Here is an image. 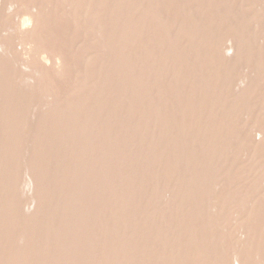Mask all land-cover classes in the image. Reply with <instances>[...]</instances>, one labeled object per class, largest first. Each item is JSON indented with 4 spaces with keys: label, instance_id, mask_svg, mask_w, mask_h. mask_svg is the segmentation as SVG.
Listing matches in <instances>:
<instances>
[{
    "label": "rangeland",
    "instance_id": "rangeland-1",
    "mask_svg": "<svg viewBox=\"0 0 264 264\" xmlns=\"http://www.w3.org/2000/svg\"><path fill=\"white\" fill-rule=\"evenodd\" d=\"M5 1L4 0H2V2L0 1V5H1L0 6V11H1L0 12V22L1 21L3 22V23L1 22L2 23V25H1L2 30H1V26H0V30H1L0 31L1 32L0 37L1 36H3V37H1L0 40L2 38L4 39V37H5V39H8V40H4V41L10 42L9 38H12L14 36L13 39H11V42L13 40L12 43H14L13 44L14 46L12 45L13 47L12 48L10 47V49H12V50H10V52L12 51V53H10L9 48H8L9 42H8V44H6L7 42L5 43L3 41H0V49L3 51V53L0 52L1 53L0 54V63L2 60L3 65L1 64V66L3 67V69L5 66H7V67H5L6 68L5 70L7 73L9 72L8 73L9 75H7L6 72L3 74V72L5 70H3L2 67H0V69H1L0 72L3 70L0 73V98H1L0 99V111H2V112H0V115H1L0 124L2 123L0 125V126H2V127H0V129H1L0 130V132H1L0 133V161H1L0 162V166H1L0 168L2 169V170L0 169V183H1L0 184V194H1V196H0V198H1L0 199V213H1L0 214V225H1L0 226V232L2 231L0 233V264H7V263L8 264H101V263L102 264H104V263L105 264H140V263L141 264H163V263L164 264H221V263L222 264L223 263L224 264H227V263L233 264L236 260L240 261L239 264H252V262H251L252 260H253L254 264L255 263L264 264V231H263L264 230V200H263L264 197L262 198V196H264V192H263L264 191V174H263L264 173V157H263L264 156V144H263L264 143V140H263L264 134L262 133V132H264V126H263L264 125V123H263L264 122V119H263L264 118V37H263L264 36V25H263V23H264V17H263L264 16V3H262V2H264V1L263 0H249V1H247V0H232L233 1L232 2L231 0H225V1H223V0H220V1L219 0L218 1L217 0H130V1L129 0H114V1L108 0L109 1L108 2L107 0H105V1L104 0H91V1L90 0H77L75 2V1L70 0V2H68L69 0H64V1L63 0H51V1L49 0L50 2H48V4L46 6H44L43 10L39 11L40 13L37 15L38 18H41V20H40L41 22L39 23L38 22L39 20L32 19L35 22L36 21L38 22V25L36 22L35 23L36 27H33L34 21L32 22L30 20V22L32 24L31 27H33L31 30H30V22H29V29L28 30L30 31V33L33 32V34H30L28 31H26L25 34H27L28 36L26 35V37H24V39L29 37L31 42H28V41H30L29 39L26 42V39H25L26 43H30V45H27V47L28 46L33 47V45H34V48H32V50L27 49V52H26L27 54L25 53V51H23L24 53H22L20 51L23 49V47H26V43L25 42H24L25 44L23 43L24 39L22 38L23 41L19 39L20 33H21V37L24 36L25 34L22 35V32H19V30H16V32H15V30H13V34H14L13 35L11 33L12 27L7 26V25H9V23L11 21H14L16 13H17V12H15V10L17 11V9L20 7L19 6L20 3L18 5L17 4L18 2L12 3L10 1H13V0H10L9 2L7 1L9 4L6 5L7 2H5ZM57 1L59 4L57 3ZM226 1H228V2H226ZM244 1H246V2H244ZM4 2H5V4H4ZM63 2H65L66 5ZM28 3H29V0L25 4L28 5ZM30 3H31L30 4L31 6L30 5L27 6L24 4L23 5L24 7L21 6V8H26L28 10H31L35 14V9H33V6H32L33 4L31 1H30ZM68 3L70 5L71 4H73V5L70 6V5H68ZM74 3H76V4H74ZM78 3H82L83 5L78 4ZM256 3H257V5H256ZM3 4L7 7H5ZM219 4L221 6H219ZM243 4H245V5H243ZM9 5L12 8H10ZM98 5H100V6H98ZM170 5H171V7H170ZM2 6H4V7H2ZM25 6H27V7H25ZM160 6H162V7H160ZM200 6H202V7H200ZM216 6H218V7H216ZM257 6H258V8H257ZM262 6H263V8H262ZM13 7H15V10ZM62 7H65L66 9L65 8L62 9ZM75 7H77V8H75ZM226 7H227V9H226ZM186 8H187V10H186ZM84 9H85V11H84ZM164 9L166 12L164 11ZM228 9L230 11H228ZM76 10H77V12H76ZM7 11H8V13H7ZM44 11H45V14L42 16L41 13H44ZM89 11H92V12L90 13ZM186 11H188V12H186ZM13 12H15V14H13ZM84 12L86 13V15L88 12L87 17L85 16ZM119 12H120V14H119ZM157 12L159 14H157ZM9 13H11V14L9 15ZM93 13L96 16H94ZM100 13H101V15H100ZM4 14H5V16H4ZM64 14H66V16H64ZM256 14H260V15L258 16ZM6 15H7V17H6ZM91 15H93V16H91ZM128 15H129V17H128ZM153 15H154V17H153ZM48 16H50V17H48ZM90 16H91V18H89ZM260 16H261V18H260ZM108 17H109V19H108ZM135 17H136V21H134ZM117 18H118V20H117ZM161 18H162V20H161ZM182 18H184L183 19L184 21L182 20ZM98 19L100 21L99 23H98ZM155 19H156V22L154 23ZM180 19H181V21H179ZM9 20H10V22H9ZM61 20H63V21H61ZM83 20L86 22H83ZM129 20H131V21L129 22ZM7 21H8V23H7ZM115 21H116V23H115ZM140 21H141V23H140ZM188 21L191 22V24H190L191 26L188 24L189 23ZM221 21H222V23H220ZM254 21H256V22H254ZM258 21L260 24L258 23ZM103 22H105V23H103ZM167 22H170V23H167ZM72 23H73V25H72ZM94 23L95 24L97 23V24L95 25ZM185 23H187V24H185ZM256 23L258 26L260 25L261 27H258L257 25H255ZM68 24H69V26H68ZM120 24H121V26H120ZM58 25L60 26V28L61 27L62 28L60 29ZM92 25L93 26L95 25V26L93 27ZM128 25H130V26H128ZM194 25H195V27H194ZM4 26H5L6 30L4 29ZM40 26H41V28H40ZM53 26H54V28H53ZM127 26H128V28H127ZM95 27H97V29ZM103 27H105V28H103ZM217 27H219V28H217ZM252 27H254V28H252ZM7 28H9V29H7ZM76 28L78 29V31ZM139 28L140 29L143 28V29L140 30ZM151 28H152V30H151ZM188 28H189V30H188ZM207 29H208V31H207ZM224 29L226 32L224 31ZM250 29H251V31H250ZM4 30H5V32H4ZM51 30H53V31H51ZM68 30H70V32ZM100 30H102V31H100ZM234 30H235V32H234ZM6 31L8 33H6ZM118 31H119V34H118ZM187 31H189V32H187ZM257 31H259V32H257ZM34 32L35 33L37 32V33L35 34ZM54 32H55V34H54ZM75 32L77 33V35ZM108 32H111V34ZM122 32H124V34H122ZM245 32H247V34ZM16 33H18L19 36ZM6 34H7V36H6ZM8 34L9 35L11 34L12 37H11V35L9 36ZM78 34H79V36H78ZM112 34H113V36H112ZM31 35L34 37H32ZM40 35H43L44 38H42L43 36H40ZM65 35L67 38L65 37ZM117 35L119 38H117ZM228 35L229 36L232 35V37L229 38ZM8 36H9V38H8ZM30 36L32 39L30 38ZM36 36H37V38H36ZM121 36H122V38H121ZM16 37H18V38H16ZM99 37L100 38L102 37V39H100ZM129 37H131V39ZM173 37H174V39H173ZM243 37H244V39H243ZM227 38H228V40H226ZM234 38L236 40H234ZM252 39H254V40H252ZM56 40H57V42H56ZM112 40H115V41L113 42ZM137 40H138V42H137ZM223 40H224V43H223ZM43 41H45V42L43 43ZM234 41L235 42L237 41V42L235 43ZM256 41H257V43H256ZM19 42L21 44L23 43L25 46L23 44H22L23 45L22 46ZM68 42H70V43H68ZM207 42H209V43H207ZM229 42H231V43L229 44ZM261 42H262V44H261ZM3 43L5 45L4 46L5 48H2L3 46H1ZM179 44H182V45H179ZM212 44H215L216 46L215 45L212 46ZM231 44H234V45H232V47H231ZM76 45H78V46H76ZM39 46H42V47H39ZM75 46L77 47L76 49H75ZM166 46H168L169 48ZM21 47H22V49H20ZM36 47L44 48L45 52L43 54L46 55V58H50V56L53 55V54H51V51H53V52L57 51L60 54L59 55L57 52L54 53V54L59 55V58H57V64L56 63H55L56 65L53 64L51 61V58L46 59V60L43 58V60L45 62L42 61L39 57L37 58L36 51L38 50V48L36 49ZM142 47H144V48H142ZM213 47H215V48H213ZM216 47H217V49L219 48V50L220 49L221 50L220 51L215 50ZM233 47H236V48H233ZM13 48L14 49L18 48L19 51L17 49L16 50L18 52H21V53H19V55H17L16 51H14ZM99 48H100V50H99ZM171 48H173V49H171ZM237 48H238V50H237ZM5 49H7V50L5 51ZM35 49H36V51H35ZM131 49H133V50H131ZM143 49H145L146 51H144ZM167 49H168V51H167ZM222 49H224V50L222 51ZM23 50H26V49H23ZM48 50H49V52H48ZM105 50H107L106 53H105ZM109 50H111V51H109ZM234 50L236 53H234ZM261 50H262V52H261ZM31 51L34 53H30ZM75 51H76V53H75ZM85 51H86V53H85ZM163 51H165V52H163ZM205 51H207V52H205ZM221 51H222V53H221ZM249 51H251V52H249ZM46 53H48V54L50 53V55H48ZM218 53H221V54H218ZM22 54H25V55H23V57H22ZM121 54H123V55H121ZM216 55H217V57H216ZM223 55H224V57H223ZM111 56H113V57H111ZM237 56H239V57H237ZM53 57H56V56L53 55ZM73 57H74V59H72ZM130 57H132V58H130ZM206 57H207V59H206ZM82 58H84V59L87 58V59L84 60ZM143 58H144V61H143ZM152 58H155V59H152ZM255 58H256V60H255ZM165 59H167V60H165ZM225 59H227V60H225ZM233 59H235V61ZM58 60H59V62H58ZM71 60H73V61H71ZM244 60L246 63L245 65L240 63V61L244 63ZM37 61H38V64L36 65ZM92 61H94V62H92ZM164 61H165V63H164ZM247 61L249 62V64ZM26 62L28 64H26ZM144 62H145V64H144ZM156 62H157V64H156ZM229 62L231 64H229ZM6 63H8L10 65H8V64L6 65ZM233 63H234V65H232ZM239 63L241 65H239ZM262 63H263V65H262ZM39 64L41 65L40 67H38ZM50 64H53V65H51L53 67H51ZM205 64H206V66H205ZM236 64L239 66H237ZM28 65H29V67H28ZM43 65L45 68L42 67ZM89 65L91 67H89ZM223 65L225 68L223 67ZM32 66H34V68H32ZM108 66H111V67H108ZM203 66H205V68ZM138 67L141 68V70ZM213 67H214V69H213ZM249 67H250V69H249ZM11 68H13L14 71ZM38 68H40V69H38ZM48 68H49V70H48ZM53 68H55L56 71H54ZM92 68H94V69H92ZM135 68H136V70H135ZM156 68L158 69V71ZM9 70L11 71V73ZM37 70H40V71H37ZM114 70L116 72H114ZM15 71L18 73L17 75L20 76V78L18 76H16ZM32 71L35 73L32 74L33 73ZM136 71H138V72H136ZM211 71H213V72H211ZM226 71H228V72H226ZM49 72L54 77L51 76L49 74ZM51 72H53V73H51ZM199 72H200V74H199ZM251 72L253 74H251ZM121 73H122V75H120ZM19 74H21V75H19ZM116 74H118V75H116ZM245 74H246V76H244ZM249 74H250V76H249ZM10 75H11L12 79L9 77ZM46 75L50 78H48ZM110 75L113 76L112 80H111L112 76H110ZM13 76H14V79H13ZM66 76H67V78H66ZM177 76L180 78H178ZM243 76L246 77V78H244V80H243ZM51 77H53V78H51ZM84 77H85V79H84ZM126 77L127 78L129 77V78L127 79ZM151 77H153V78H151ZM161 77H162V80H161ZM233 77H235V78H233ZM64 78H66V79H64ZM119 78L120 79L122 78L123 80H120ZM118 79L120 82L118 81ZM59 80L61 83L59 82ZM61 80L63 81V83ZM164 80H166V81H164ZM203 80H204V82H203ZM237 80L238 81L241 80L242 83L241 82L238 83ZM18 81L20 82V84H18L19 87L17 86V88H16L15 85H17ZM42 81H45L48 84H46L45 82H42ZM139 81H141V83ZM218 81H220V82H218ZM230 81H231V83H230ZM233 81H234V83L235 82L236 83L235 84L232 83ZM54 82H55V84H54ZM125 82H126V84H125ZM133 82L136 84H134ZM144 82H146V83H144ZM166 82L169 83L170 85H168ZM243 82L244 83L246 82L245 83L246 85ZM249 83L252 85H250ZM91 84H92V86H91ZM142 84H144V85H142ZM35 85H37V86H35ZM127 85H129V86H127ZM136 85L137 86L139 85V86L136 87ZM12 86H14V88L17 89V90L15 89L16 92H14V88H12V91H11ZM22 86H23V88H22ZM79 86H80V89H77V87L79 88ZM183 86H185V87H183ZM190 86H191V88H190ZM54 87L55 88L58 87V88L55 89ZM67 87H68V89H67ZM120 87L122 89L124 88L123 91L121 90ZM192 87H193V89H192ZM51 88H53L54 90ZM85 88H86V90H85ZM135 88H136V90H135ZM144 88H146V89H144ZM239 88H240V90H238ZM245 88H246L245 92H248V95L242 94V92L245 93L243 90ZM252 88H253V90L251 91ZM125 89H127V90H125ZM131 89H134V90L132 91ZM171 89H173V90H171ZM62 90H64V91H62ZM114 90L118 92V94H119L118 96H117V92H115ZM17 91H19V92H17ZM97 91L100 94H98ZM147 91H148V93H147ZM200 91L203 94H201ZM9 92H10V97H8ZM101 92H102V94L103 93L104 94L102 95ZM106 92H108V93H106ZM133 92H135V93H133ZM158 92L159 93L161 92V94L159 95ZM229 92H230V94H229ZM124 93H126V94H124ZM191 93L192 94L195 93V94L192 95ZM56 94H57V96H56ZM154 94H155V96H154ZM97 95H99V96H97ZM161 95L164 98L161 97ZM36 96H38L39 98ZM133 96L135 99L133 98ZM193 96H195V97H193ZM222 96H223V98H222ZM32 97H34V98H32ZM50 97L54 98V99H51ZM35 98H36V101H35ZM44 98H46V99H44ZM55 98H56V100H55ZM115 98L117 100H115ZM132 98H133V101H132ZM152 98H154V99H152ZM62 99H63V101H62ZM79 99H81V101H79ZM164 99L166 102L164 101ZM22 101H23V103H22ZM245 101H246V103H245ZM69 102H71V103L69 104ZM114 102H115V104H114ZM149 102H150V104H149ZM239 102H241L242 104ZM261 102H262V104H261ZM145 103H147V104H145ZM75 104L77 105V107ZM156 104H158L159 106ZM19 105H20V107H19ZM35 105H36V107H35ZM112 105H115V106H112ZM241 105H243V106H241ZM34 107L36 109H33ZM91 107L93 108L92 110H91ZM126 107H128V108L126 109ZM46 108H48V110ZM66 108H68V109H66ZM260 108H262V109H260ZM7 109L9 112L7 111ZM18 109H20L21 111ZM158 109H159V111H158ZM189 109H190V111H189ZM72 110H74V111H72ZM253 110H254V113H253ZM49 111H51V112H49ZM53 111H54V114H53ZM76 111H77V113H76ZM152 111H153V113H152ZM194 111L197 113H195ZM237 111H238V113H237ZM243 111H245V112H243ZM29 112L32 113V116L30 115ZM100 112H103V113H100ZM23 113H24V115H22ZM232 113H234V114H232ZM149 114H151V115H149ZM158 114H160V115H158ZM212 114H213V116H211ZM25 115H26V117H25ZM76 115H78V116H76ZM110 115H113V116H110ZM129 115H130V117H129ZM20 116H22V117H20ZM94 116L96 119H94ZM133 116H134V118H133ZM149 116H151V117H149ZM216 116H218V117L216 118ZM256 116L258 119L256 118ZM8 118H9V120H8ZM11 118H13V119H11ZM16 118L18 119V121L19 120H22V121H19V123H18V121H16L17 120ZM28 118H29V120H28ZM190 118H191V120H190ZM220 118H222V119H220ZM23 119L25 122L27 121L28 123H25L23 121ZM137 119H138V121H137ZM160 119H161V122H159ZM212 119H214V120H212ZM261 119H262V121H261ZM30 120L33 123H31ZM60 120L61 121L65 120V122L68 124V126L64 121L61 122ZM244 120H246V122ZM14 121H15V123H13ZM35 121L37 122V124ZM43 121H44V124H42ZM74 121H76V122H74ZM130 121H131V123H130ZM141 121H142V124H140ZM230 121H232V122H230ZM97 122H98V125H97ZM117 122L118 123L120 122V123L118 124ZM125 122L128 124H126ZM23 123H24V125H23ZM38 123H40V124H38ZM122 123L126 124L127 126L123 125ZM48 124H50V125H48ZM92 124L94 125V127L92 126ZM112 124H114V125H112ZM62 125H64V127ZM157 125H159V126H157ZM185 125H187V126H185ZM214 125H216V126H214ZM26 126L29 128H27ZM57 126H58V128H57ZM70 126H71V128H70ZM12 127L13 128L15 127L14 130ZM37 127H39V128H37ZM67 127L70 129H68ZM113 127L117 130H115ZM226 127H227V129H226ZM236 127H238V128H236ZM249 127H251V129H249ZM19 128L20 129L22 128V129L20 130ZM99 128H101V129H99ZM125 128H126V130H125ZM135 128H137V129H135ZM230 128H231V130H229ZM260 128L263 130H261ZM9 129H11V131H9ZM38 129H39V131H38ZM91 129H92V131H91ZM102 129L105 133L102 132ZM191 129L194 131V133ZM224 129L226 131H224ZM69 130H71L70 132H72V133H70ZM80 130H81V132H80ZM118 130L120 131L121 134L119 133ZM135 130L137 131L138 135L136 134ZM138 130H139V133H138ZM3 131H4V133H3ZM12 131H14V132H12ZM95 131H96V133H95ZM173 131H174V133H173ZM49 132L53 135H51ZM200 132H202V133H200ZM252 132H254L255 135ZM54 133H56V134H54ZM117 133L119 136L117 135ZM122 133H124V135ZM168 133H170V134H168ZM214 133H216V134H214ZM25 134H26V136H25ZM48 134H49V136H48ZM65 134L66 135L68 134V135L66 136ZM90 134H92V136ZM106 134H108V137ZM262 134H263V136H262ZM12 135H14V136H12ZM45 135H47L48 137ZM219 135H220V137H219ZM260 135H261V137H260ZM100 136H102V137H100ZM144 136H145V138H144ZM186 136H187V138H186ZM110 137H111V139H110ZM123 137H125V138H123ZM258 137H260V138L263 137V139H260V138L258 139ZM41 138H43V139H41ZM130 138H131V140H130ZM234 138H236V139H234ZM9 139H11V140H9ZM127 139H129V140H127ZM146 139H147V141H146ZM261 140H263V141H261ZM37 141H39V142H37ZM42 141H43V143H41ZM46 141H48V142H46ZM76 141H78V142H76ZM111 141H113V142H111ZM124 141H125V143H124ZM142 141L143 142L145 141L146 143L145 142L143 143ZM226 141H228V142H226ZM241 141H243V142H241ZM81 142H82V144H81ZM211 142H213V143H211ZM229 142H231V143H229ZM48 143H50V144H48ZM15 144H17V145H15ZM51 144H53V145H51ZM57 144H58V146H55ZM96 144H97V146H96ZM140 144H141V146H140ZM148 144H150V145H148ZM47 146H49L48 147L49 149H47ZM249 146H250V148H249ZM253 147L255 149H253ZM50 148H51V150H50ZM84 148H85V150H84ZM225 148H227V149H225ZM187 149H189V150H187ZM173 150L175 151V153ZM252 150H253V152H252ZM260 150H262V151H260ZM141 151H142V154L140 153ZM203 151H205V152H203ZM42 152H44V153H42ZM128 152H129V155L126 156V154ZM262 153H263V156H262ZM187 155H188V157H187ZM235 155L236 156L238 155V156L236 157ZM48 156H49V158H48ZM173 156L175 158H173ZM185 156H186L187 160L185 159ZM259 156H260V159H259ZM132 157H133V159H132ZM176 158H178V159H176ZM34 159L36 160V162ZM40 159L42 160L41 162H40ZM143 159H145V161ZM251 159H252V161H251ZM2 160L3 161L5 160V161L3 162ZM152 160H153V162H152ZM139 161H140V163H139ZM155 161H157V162H155ZM180 161H181V163H180ZM239 161H241V162H239ZM247 162L249 165L247 164ZM251 163H253V164H251ZM220 164H222V166ZM241 164H243V165H241ZM139 166H140V168H139ZM153 167H155V168H153ZM162 167H164V168H162ZM203 167H205L204 170H202ZM197 168H198V170H197ZM221 168H222V170H221ZM46 169L47 170L49 169V170L47 171ZM80 170H81V172H80ZM250 170H253V171H250ZM157 172H159V173H157ZM258 172L259 173L261 172V174L259 175ZM20 173H21V175H20ZM31 173H32V175H31ZM200 173H201V175H200ZM5 175H6V178H5ZM159 175L162 176V177L160 176L161 179H160ZM188 175L189 176L191 175V176L189 177ZM195 175H196V177H194ZM250 176H252V177H250ZM253 176H254V178H253ZM236 177H238V178H236ZM261 177L263 180H261ZM23 178H24V180H22ZM51 178H53V179H51ZM255 178H257V179H255ZM259 178H260L261 182L258 180ZM173 179H174V181H173ZM179 179H181V180H179ZM25 180H27L29 184H27V181H25ZM115 180H116V182H115ZM142 180H144L145 182ZM201 180H203V182ZM236 180H237V182H236ZM253 180H254V182L252 183ZM30 181H31V183H30ZM148 182H150V183H148ZM220 182H222L223 185ZM257 182H259V183H257ZM166 183H168L167 184L168 186L166 185ZM246 183H247V185H246ZM94 184H96V185H94ZM101 184H102V186H101ZM187 184H189V185H187ZM27 185H29V186L25 187ZM188 186H190V187H188ZM253 186H255V187H253ZM248 187H249V190H248ZM258 187H260V188L258 189ZM25 188H27V189H25ZM199 188H200V190H199ZM214 188H216V189H214ZM222 188L224 190H222ZM28 189L33 190L34 192L30 191ZM78 189H81V190H78ZM261 189H262V191H261ZM14 190H15V192H14ZM24 190H26V191H24ZM191 190L193 191V193L191 192ZM4 191H7V192H4ZM19 191H20V193H19ZM218 191H219V193H218ZM222 191L223 192L225 191L224 195H222L223 194ZM53 192L55 193L56 196L54 195ZM177 192H179V193H177ZM197 192H198V194H197ZM237 192H238V194H235ZM30 193H31V196H30ZM33 193H34V195H33ZM166 193H168V195ZM190 193H192V194H190ZM220 193H221V195H220ZM26 194L28 195V197ZM51 194H53V195H51ZM199 194H201L202 196H199ZM251 194H253V195H251ZM232 195L234 197H232ZM235 195H237V196H235ZM44 197H45V199H44ZM51 197H53V198H51ZM191 197H192V199H191ZM206 197H208V199H206ZM238 197L241 200H239ZM34 198H35V200H34ZM152 198H153V200H152ZM196 198H197V201H196ZM255 198H257V199H255ZM113 199H115V200H113ZM143 199L144 200L146 199V200L144 201ZM251 199L252 200L254 199V201H252ZM258 199H260L259 203H258ZM51 200H53V201H51ZM207 201H208V204H206ZM233 201H235V202H233ZM18 202L21 204H19ZM86 202H88V204ZM204 202H206V203H204ZM240 202L243 203V206H241L242 204ZM244 203H246V204L244 205ZM78 204H79V206H76ZM225 204L226 205L229 204V205L226 206ZM251 204H252V206H251ZM10 205H11V207H10ZM160 205L162 208L160 207ZM215 205H217L218 207ZM33 206H34V208L32 210ZM203 206H205V207L203 208ZM206 206L208 209L206 208ZM25 207H26V209H25ZM40 207H42V208L40 209ZM233 207L236 209L234 210ZM242 207L244 210L242 209ZM48 208L50 209V213H49ZM62 208H64V209L62 210ZM105 208H106V210H105ZM125 208H126V210H125ZM214 208H216V209H214ZM212 209H214V210H212ZM173 210L174 211L176 210V211L173 212ZM246 210H247V212H246ZM249 210H250V213H249ZM9 211H10V213H9ZM129 211H130V213H129ZM163 212L165 215L163 214ZM165 212H167V213H165ZM252 212H254V213H252ZM96 213H98V214H96ZM22 215H23V217H21ZM154 215H156V216H154ZM241 215H242V219L239 218V216L241 217ZM164 216H165V219H164ZM76 217H78V218H76ZM144 217H146V218H144ZM3 218H4V220H3ZM26 218H27V220H26ZM155 219H157V220H155ZM234 219H235V221H237V223L234 222ZM236 219H239V222L241 220V222L238 223V220H236ZM126 220H127V222H126ZM225 220H226V222H225ZM247 221H248V223H247ZM76 222H78V223H76ZM254 222H255V224L256 223L257 224L255 225ZM150 223H151V225H150ZM246 223L248 224V226ZM137 224H138V226H137ZM107 225H108V227H107ZM239 225L240 226L242 225L241 226L242 228ZM251 225L252 226L255 225V226L252 227ZM112 226H113V228H112ZM111 228H112V230H111ZM225 228H226V230H225ZM255 228H257V229H255ZM259 228H260V230H259ZM239 229H241V230H239ZM8 230H10V231H8ZM26 230H27V232H26ZM55 230H57V231H55ZM253 230H255V231H253ZM21 231H23V232L21 233ZM59 231L61 232V234ZM137 232L139 233V235ZM126 233H128V234H126ZM8 234H9V236H8ZM16 234L17 235L19 234V235L17 236ZM47 234H49V235H47ZM240 235H241V237L242 236L243 237L239 238ZM246 235H247V238H246ZM250 235L251 236L254 235V236H252L253 239L251 238ZM261 235H262V237H261ZM5 236H6V238H5ZM21 236H23V237H21ZM51 237H53V238H51ZM61 237H63V238H61ZM8 238H10V240ZM249 238H251L252 240ZM16 239H18V240H16ZM77 239H79V240H77ZM244 239H245V241H244ZM15 240L18 242H16ZM35 241H37V242H35ZM227 241H229V242H227ZM18 243H19V245H21V247L18 245ZM249 244H251V245H249ZM188 245H189V247H188ZM236 245H238V246H236ZM75 246H76V248H74ZM246 246L247 247L249 246L250 248L249 247L246 248ZM78 247H80V248H78ZM185 247H187L188 250ZM119 249H120L121 253L119 252ZM223 250L224 251L226 250V253ZM233 250H234V253H233ZM201 251H203L205 253L203 254V252H201ZM237 252H238V254H237ZM101 253H103V254H101ZM230 253H232V254H230ZM258 253H260V254H258ZM126 254H127V256H126ZM158 254H159V256H158ZM204 255H205V258H204ZM234 255H235L236 259L233 257ZM236 255L238 256V258L236 257ZM20 256H22V257H20ZM247 256H249V257H247ZM46 257H47V259H46ZM243 257H244V259H242ZM214 258H215V261H214ZM245 258H247V259H245ZM251 258H252V260H251ZM255 258H256V260H255ZM46 261H48V263H46ZM203 261H204V263H203ZM238 261H236L234 264H238L237 263ZM245 261L247 263H244Z\"/></svg>",
    "mask_w": 264,
    "mask_h": 264
},
{
    "label": "bare ground",
    "instance_id": "bare-ground-1",
    "mask_svg": "<svg viewBox=\"0 0 264 264\" xmlns=\"http://www.w3.org/2000/svg\"><path fill=\"white\" fill-rule=\"evenodd\" d=\"M0 1L2 2V0H0ZM4 1H5V0H4ZM7 1L9 2L10 0H6L5 2H7ZM27 1H28V0H26V1H25V0H18V1H17V0H16V1L13 0V1H10V2H12V3H13V2H16V3H17V2H18V3H17L18 5H19V3H20V5H19L20 7L17 9V11L15 10V7H13L14 10H15V12H17L14 21H11V22H10V20H11V19H10V20H9V22H10L9 25L6 24L8 27H9V26L12 27V32H11L12 34H13V30H15V32H16V30H19V32H22V35L25 34L26 31H28V32L30 33V31L28 30V29H29V22H30V20L33 22L35 19H37V20H39L38 22L40 23V22H41V21H40L41 18H38L37 15L40 13L39 11H42L43 8H44V6H46V5L48 4V2H50L51 0H50V1H49V0H29L28 5L31 4V3H30V1H31L32 4H33V5H32V6H33V9H35V14H34L31 10H28V9H26V8H21V6H23ZM63 1H64V0H63ZM71 1H75V2H76L77 0H71ZM90 1H91V0H90ZM104 1H105V0H104ZM107 1H108V0H107ZM113 1H114V0H113ZM129 1H130V0H129ZM217 1H218V0H217ZM219 1H220V0H219ZM223 1H225V0H223ZM231 1H232V0H231ZM247 1H249V0H247ZM263 1H264V0H263ZM5 2H4V4H5ZM8 2H7L6 5L9 4ZM65 2H66V1H65ZM65 2H63V3H65ZM68 2H70V0H69ZM87 2H88V1H87ZM92 2H93V1H92ZM92 2H91V3H92ZM95 2H96V1H95ZM108 2H109V1H108ZM168 2H169V1H168ZM172 2H173V1H172ZM172 2H171V3H172ZM182 2H183V1H182ZM208 2H209V1H208ZM221 2H222V1H221ZM226 2H228V1H226ZM232 2H233V1H232ZM240 2H241V1H240ZM244 2H246V1H244ZM244 2H243V3H244ZM255 2H256V1H255ZM57 3H58V1H57ZM71 3H72V2H71ZM88 3H89V2H88ZM96 3H97V2H96ZM200 3H201V2H200ZM241 3H242V2H241ZM262 3H264V2H262ZM1 4H2V3H1ZM4 4H3V5H4ZM53 4H54V3H53ZM58 4H59V3H58ZM74 4H76V3H74ZM78 4L83 5L82 3H78ZM146 4H147V3H146ZM177 4H178V3H177ZM177 4H176V5H177ZM203 4H204V3H203ZM206 4H207V3H206ZM206 4H205V5H206ZM223 4H224V3H223ZM239 4H240V3H239ZM248 4H249V3H248ZM259 4H260V3H259ZM11 5H12V4H11ZM25 5H27V4H25ZM28 5H27V6H28ZM65 5H66V3H65ZM68 5H70V4L68 3ZM72 5H73V4H71L70 6H72ZM136 5H137V4H136ZM141 5H142V4H141ZM148 5H149V4H148ZM174 5H175V4H174ZM207 5H208V4H207ZM229 5H230V4H229ZM243 5H245V4H243ZM256 5H257V3H256ZM0 6H1V5H0ZM4 6H5V5H4ZM4 6H2V7H4ZM27 6H25V7H27ZM30 6H31V5H30ZM74 6H75V5H74ZM76 6H77V5H76ZM98 6H100V5H98ZM101 6H102V5H101ZM134 6H135V5H134ZM138 6H139V5H138ZM152 6H153V5H152ZM179 6H180V5H179ZM219 6H221V5L219 4ZM246 6H247V5H246ZM249 6H250V5H249ZM251 6H252V5H251ZM258 6H259V5H258ZM258 6H257V8H258ZM5 7H7V6H5ZM9 7L12 8L10 5H9ZM9 7H8V8H9ZM23 7H24V6H23ZM48 7H49V6H48ZM66 7H67V6H66ZM78 7H79V6H78ZM113 7H114V6H113ZM141 7H142V6H141ZM160 7H162V6H160ZM170 7H171V5H170ZM200 7H202V6H200ZM216 7H218V6H216ZM216 7H215V8H216ZM237 7H238V6H237ZM243 7H244V6H243ZM247 7H248V6H247ZM10 8H9V9H10ZM28 8H29V7H28ZM55 8H56V7H55ZM63 8H65V7H62V9H63ZM75 8H77V7H75ZM75 8H74V9H75ZM82 8H83V7H82ZM175 8H176V7H175ZM189 8H190V7H189ZM213 8H214V7H213ZM231 8H232V7H231ZM231 8H230V9H231ZM262 8H263V6H262ZM4 9H5V8H4ZM6 9H7V8H6ZM56 9H57V8H56ZM65 9H66V8H65ZM65 9H64V10H65ZM72 9H73V8H72ZM80 9H81V8H80ZM80 9H79V10H80ZM151 9H152V8H151ZM154 9H155V8H154ZM159 9H160V8H159ZM172 9H173V8H172ZM176 9H177V8H176ZM183 9H184V8H183ZM195 9H196V8H195ZM198 9H199V8H198ZM211 9H212V8H211ZM226 9H227V7H226ZM233 9H234V8H233ZM240 9H241V8H240ZM245 9H246V8H245ZM91 10H92V9H91ZM95 10H96V9H95ZM120 10H121V9H120ZM155 10H156V9H155ZM169 10H170V9H169ZM173 10H174V9H173ZM186 10H187V8H186ZM200 10H201V9H200ZM209 10H210V9H209ZM218 10H219V9H218ZM235 10H236V9H235ZM254 10H255V9H254ZM262 10H263V9H262ZM53 11H54V10H53ZM84 11H85V9H84ZM86 11H87V10H86ZM102 11H103V10H102ZM111 11H112V10H111ZM111 11H110V12H111ZM118 11H119V10H118ZM121 11H122V10H121ZM151 11H152V10H151ZM164 11H165V9H164ZM174 11H175V10H174ZM192 11H193V10H192ZM214 11H215V10H214ZM216 11H217V10H216ZM222 11H223V10H222ZM228 11H230V10L228 9ZM252 11H253V10H252ZM255 11H256V10H255ZM0 12H1V11H0ZM15 12H13V14H15ZM58 12H59V11H58ZM72 12H73V11H72ZM76 12H77V10H76ZM89 12L91 13L92 11H89ZM93 12H94V11H93ZM97 12H98V11H97ZM130 12H131V11H130ZM165 12H166V11H165ZM165 12H164V13H165ZM186 12H188V11H186ZM200 12H201V11H200ZM217 12H218V11H217ZM226 12H227V11H226ZM237 12H238V11H237ZM258 12H259V11H258ZM7 13H8V11H7ZM46 13H47V12H46ZM67 13H68V12H67ZM84 13H85V12H84ZM117 13H118V12H117ZM117 13H116V14H117ZM151 13H152V12H151ZM154 13H155V12H154ZM180 13H181V12H180ZM180 13H179V14H180ZM192 13H193V12H192ZM202 13H203V12H202ZM10 14H11V13H9V15H10ZM13 14H12V15H13ZM44 14H45V11H44V13H41L42 16H43ZM58 14H59V13H58ZM72 14H73V13H72ZM119 14H120V12H119ZM123 14H124V13H123ZM126 14H127V13H126ZM130 14H131V13H130ZM155 14H156V13H155ZM157 14H159V13L157 12ZM218 14H219V13H218ZM220 14H221V13H220ZM226 14H227V13H226ZM230 14H231V13H230ZM232 14H233V13H232ZM1 15H2V14H1ZM7 15H8V14H7ZM7 15H6V17H7ZM41 15H40V16H41ZM67 15H68V14H67ZM74 15H75V14H74ZM87 15H88V12H87ZM87 15H86V13H85V16H86V17H87ZM93 15H94V13H93ZM93 15H91V16H93ZM100 15H101V13H100ZM162 15H163V14H162ZM188 15H189V14H188ZM233 15H234V14H233ZM236 15H237V14H236ZM245 15H246V14H245ZM252 15H253V14H252ZM256 15L259 16L260 14H256ZM256 15H255V16H256ZM4 16H5V14H4ZM61 16H62V15H61ZM64 16H66V14H64ZM68 16H69V15H68ZM85 16H84V17H85ZM91 16H90L89 18H91ZM94 16H96V15H94ZM118 16H119V15H118ZM156 16H157V15H156ZM164 16H165V15H164ZM195 16H196V15H195ZM201 16H202V15H201ZM205 16H206V15H205ZM208 16H209V15H208ZM211 16H212V15H211ZM234 16H235V15H234ZM262 16H263V15H262ZM48 17H50V16H48ZM72 17H73V16H72ZM113 17H114V16H113ZM116 17H117V16H116ZM128 17H129V15H128ZM153 17H154V15H153ZM162 17H163V16H162ZM176 17H177V16H176ZM187 17H188V16H187ZM202 17H203V16H202ZM263 17H264V16H263ZM55 18H56V17H55ZM68 18H69V17H68ZM82 18H83V17H82ZM94 18H95V17H94ZM118 18H119V17H118ZM118 18H117V20H118ZM142 18H143V17H142ZM157 18H158V17H157ZM184 18H185V17H184ZM184 18H182V20H183ZM207 18H208V17H207ZM211 18H212V17H211ZM232 18H233V17H232ZM237 18H238V17H237ZM240 18H241V17H240ZM253 18H254V17H253ZM260 18H261V16H260ZM32 19H34V20H32ZM45 19H46V18H45ZM48 19H49V18H48ZM48 19H47V20H48ZM64 19H65V18H64ZM72 19H73V18H72ZM72 19H71V20H72ZM86 19H87V18H86ZM108 19H109V17H108ZM128 19H129V18H128ZM158 19H159V18H158ZM187 19H188V18H187ZM190 19H191V18H190ZM198 19H199V18H198ZM223 19H224V18H223ZM251 19H252V18H251ZM12 20H13V19H12ZM57 20H58V19H57ZM78 20H79V19H78ZM106 20H107V19H106ZM106 20H105V21H106ZM133 20H134V19H133ZM143 20H144V19H143ZM161 20H162V18H161ZM161 20H160V21H161ZM176 20H177V19H176ZM193 20H194V19H193ZM196 20H197V19H196ZM238 20H239V19H238ZM252 20H253V19H252ZM254 20H255V19H254ZM258 20H259V19H258ZM61 21H63V20H61ZM96 21H97V20H96ZM130 21H131V20H129V22H130ZM134 21H136V17H135V20H134ZM150 21H151V20H150ZM164 21H165V20H164ZM167 21H168V20H167ZM179 21H181V19H180ZM183 21H184V20H183ZM186 21H187V20H186ZM197 21H198V20H197ZM204 21H205V20H204ZM210 21H211V20H210ZM216 21H217V20H216ZM250 21H251V20H250ZM1 22H2V21H1ZM1 22H0V23H1ZM36 22H37V21H36ZM36 22L34 21V23H33V24H34L33 27H36V26H35V23H36ZM38 22H37V25H38ZM42 22H43V21H42ZM75 22H76V21H75ZM83 22H86V21L83 20ZM90 22H91V21H90ZM99 22H100V21H99V19H98V23H99ZM137 22H138V21H137ZM155 22H156V19H155L154 23H155ZM162 22H163V21H162ZM188 22H189V21H188ZM225 22H226V21H225ZM232 22H233V21H232ZM243 22H244V21H243ZM254 22H256V21H254ZM261 22H262V21H261ZM2 23H3V22H2ZM2 23L0 24V26L2 25ZM4 23H5V22H4ZM7 23H8V21H7ZM47 23H48V22H47ZM68 23H69V22H68ZM103 23H105V22H103ZM115 23H116V21H115ZM133 23H134V22H133ZM140 23H141V21H140ZM145 23H146V22H145ZM145 23H144V24H145ZM167 23H170V22H167ZM179 23H180V22H179ZM207 23H208V22H207ZM215 23H216V22H215ZM220 23H222V21H221ZM236 23H237V22H236ZM252 23H253V22H252ZM258 23H259V21H258ZM53 24H54V23H53ZM70 24H71V23H70ZM94 24H95V23H94ZM96 24H97V23H96ZM96 24H95V25H96ZM117 24H118V23H117ZM121 24H122V23H121ZM121 24H120V26H121ZM137 24H138V23H137ZM137 24H136V25H137ZM151 24H152V23H151ZM185 24H187V23H185ZM188 24L190 25L191 22H189ZM211 24H212V23H211ZM243 24H244V23H243ZM250 24H251V23H250ZM259 24H260V23H259ZM3 25H4V24H3ZM6 25H5V26H6ZM47 25H48V24H47ZM72 25H73V23H72ZM95 25H94V26H95ZM99 25H100V24H99ZM209 25H210V24H209ZM255 25H257V23H256ZM263 25H264V23H263ZM5 26H4V29L6 30ZM7 26H6V27H7ZM31 26H32V24H31V22H30V30L33 28V27H31ZM58 26H59V25H58ZM68 26H69V24H68ZM90 26H91V25H90ZM92 26H93V25H92ZM94 26H93V27H94ZM114 26H115V25H114ZM117 26H118V25H117ZM128 26H130V25H128ZM128 26H127V28H128ZM141 26H142V25H141ZM167 26H168V25H167ZM171 26H172V25H171ZM190 26H191V25H190ZM210 26H211V25H210ZM216 26H217V25H216ZM238 26H239V25H238ZM257 26H258V25H257ZM37 27H38V26H37ZM46 27H47V26H46ZM65 27H66V26H65ZM97 27H98V26H97ZM97 27H95V28L97 29ZM105 27H106V26H105ZM105 27H103V28H105ZM107 27H108V26H107ZM137 27H138V26H137ZM151 27H152V26H151ZM168 27H169V26H168ZM168 27H167V28H168ZM175 27H176V26H175ZM178 27H179V26H178ZM181 27H182V26H181ZM194 27H195V25H194ZM224 27H225V26H224ZM255 27H256V26H255ZM258 27H261V26L259 25ZM40 28H41V26H40ZM53 28H54V26H53ZM59 28H60V26H59ZM61 28H62V27H61ZM61 28H60V29H61ZM78 28H79V27H78ZM127 28H126V29H127ZM176 28H177V27H176ZM186 28H187V27H186ZM199 28H200V27H199ZM217 28H219V27H217ZM227 28H228V27H227ZM249 28H250V27H249ZM252 28H254V27H252ZM7 29H9V28H7ZM42 29H43V28H42ZM47 29H48V28H47ZM49 29H50V28H49ZM57 29H58V28H57ZM70 29H71V28H70ZM76 29H77V28H76ZM79 29H80V28H79ZM93 29H94V28H93ZM107 29H108V28H107ZM136 29H137V28H136ZM139 29H140V28H139ZM142 29H143V28H142ZM142 29H140V30H142ZM144 29H145V28H144ZM235 29H236V28H235ZM1 30H2V26H1ZM1 30H0V31H1ZM5 30H4V32H5ZM44 30H45V29H44ZM54 30H55V29H54ZM58 30H59V29H58ZM74 30H75V29H74ZM98 30H99V29H98ZM104 30H105V29H104ZM109 30H110V29H109ZM120 30H121V29H120ZM151 30H152V28H151ZM155 30H156V29H155ZM158 30H159V29H158ZM174 30H175V29H174ZM188 30H189V28H188ZM210 30H211V29H210ZM218 30H219V29H218ZM222 30H223V29H222ZM255 30H256V29H255ZM7 31H8V30H7ZM7 31H6V33H8ZM51 31H53V30H51ZM59 31H60V30H59ZM68 31L70 32V30H68ZM72 31H73V30H72ZM77 31H78V29H77ZM91 31H92V30H91ZM100 31H102V30H100ZM100 31H99V32H100ZM159 31H160V30H159ZM180 31H181V30H180ZM192 31H193V30H192ZM199 31H200V30H199ZM202 31H203V30H202ZM207 31H208V29H207ZM215 31H216V30H215ZM224 31H225V29H224ZM232 31H233V30H232ZM240 31H241V30H240ZM250 31H251V29H250ZM15 32H14V33H15ZM44 32H45V31H44ZM46 32H47V31H46ZM103 32H104V31H103ZM112 32H113V31H112ZM114 32H115V31H114ZM130 32H131V31H130ZM187 32H189V31H187ZM220 32H221V31H220ZM225 32H226V31H225ZM234 32H235V30H234ZM237 32H238V31H237ZM252 32H253V31H252ZM257 32H259V31H257ZM262 32H263V31H262ZM34 33H35V32H34ZM36 33H37V32H36ZM36 33H35V34H36ZM75 33H76V32H75ZM82 33H83V32H82ZM101 33H102V32H101ZM106 33H107V32H106ZM108 33L111 34V32H108ZM126 33H127V32H126ZM135 33H136V32H135ZM202 33H203V32H202ZM245 33L247 34V32H245ZM16 34L18 35V33H16ZM30 34H33V32L30 33ZM40 34H41V33H40ZM54 34H55V32H54ZM118 34H119V31H118ZM122 34H124V32H122ZM185 34H186V33H185ZM223 34H224V33H223ZM226 34H227V33H226ZM243 34H244V33H243ZM254 34H255V33H254ZM257 34H258V33H257ZM0 35H1V32H0ZM3 35H4V34H3ZM8 35H9V34H8ZM10 35H11V34H10ZM10 35H9V36H10ZM13 35H14V34H13ZM26 35H27V34H25L24 36L21 37V33H20V37H19V39L23 41V39H24V37H26ZM38 35H39V34H38ZM58 35H59V34H58ZM76 35H77V33H76ZM100 35H101V34H100ZM140 35H141V34H140ZM154 35H155V34H154ZM197 35H198V34H197ZM216 35H217V34H216ZM6 36H7V34H6ZM9 36H8V38H9ZM18 36H19V35H18ZM27 36H28V35H27ZM31 36H32V35H31ZM31 36H30V38H31ZM40 36H43V35H40ZM68 36H69V35H68ZM78 36H79V34H78ZM112 36H113V34H112ZM170 36H171V35H170ZM172 36H173V35H172ZM212 36H213V35H212ZM228 36H229V35H228ZM228 36H227V37H228ZM247 36H248V35H247ZM257 36H258V35H257ZM262 36H263V35H262ZM1 37H3V36H1ZM1 37H0V38H1ZM11 37H12V35H11ZM13 37H14V36H13ZM13 37H12V38H9V39H10V42L8 41L9 44H8L7 41H6L7 43L4 41V40H8V39H5V37H4V39L2 38L3 40H2V39L0 40V41L5 42L6 44H8L9 52H10V50H12V49H10V47L12 48V47L14 46V45H13L14 43H12L13 40H12V42H11V39H13ZM32 37H34V36H32ZM65 37H66V35H65ZM70 37H71V36H70ZM123 37H124V36H123ZM137 37H138V36H137ZM174 37H175V36H174ZM174 37H173V39H174ZM188 37H189V36H188ZM203 37H204V36H203ZM213 37H214V36H213ZM231 37H232V35L229 36V38H231ZM263 37H264V36H263ZM6 38H7V37H6ZM16 38H18V37H16ZM22 38H23V39H22ZM36 38H37V36H36ZM40 38H41V37H40ZM42 38H44V36H43ZM66 38H67V37H66ZM76 38H77V37H76ZM99 38H100V37H99ZM111 38H112V37H111ZM117 38H119L118 35H117ZM121 38H122V36H121ZM124 38H125V37H124ZM129 38L131 39V37H129ZM142 38H143V37H142ZM157 38H158V37H157ZM209 38H210V37H209ZM261 38H262V37H261ZM19 39H18V40H19ZM25 39H26V42H27L28 39H29V37H28V38H25ZM25 39H24L23 43L25 42ZM31 39H32V38H31ZM80 39H81V38H80ZM83 39H84V38H83ZM100 39H102V37H101ZM105 39H106V38H105ZM115 39H116V38H115ZM170 39H171V38H170ZM185 39H186V38H185ZM232 39H233V38H232ZM243 39H244V37H243ZM245 39H246V38H245ZM254 39H255V38H254ZM254 39H252V40H254ZM29 40H30V39H29ZM43 40H44V39H43ZM72 40H73V39H72ZM75 40H76V39H75ZM84 40H85V39H84ZM96 40H97V39H96ZM109 40H110V39H109ZM128 40H129V39H128ZM144 40H145V39H144ZM203 40H204V39H203ZM203 40H202V41H203ZM206 40H207V39H206ZM217 40H218V39H217ZM226 40H228V38H227ZM234 40H236V39L234 38ZM257 40H258V39H257ZM63 41H64V40H63ZM69 41H70V40H69ZM86 41H87V40H86ZM100 41H101V40H100ZM112 41L114 42L115 40H112ZM133 41H134V40H133ZM142 41H143V40H142ZM171 41H172V40H171ZM177 41H178V40H177ZM186 41H187V40H186ZM20 42H21V41H20ZM20 42H19V43H20ZM26 42H25V43H26ZM28 42H31V40L28 41ZM44 42H45V41H43V43H44ZM56 42H57V40H56ZM137 42H138V40H137ZM140 42H141V41H140ZM190 42H191V41H190ZM190 42H189V43H190ZM195 42H196V41H195ZM199 42H200V41H199ZM231 42H232V41H231ZM231 42H229V44H230ZM234 42H235V41H234ZM236 42H237V41H236ZM236 42H235V43H236ZM262 42H263V41H262ZM262 42H261V44H262ZM1 43H2V42H1ZM23 43H22V44H23ZM25 43H24V44H25ZM33 43H34V42H33ZM40 43H41V42H40ZM46 43H47V42H46ZM64 43H65V42H64ZM68 43H70V42H68ZM75 43H76V42H75ZM81 43H82V42H81ZM88 43H89V42H88ZM88 43H87V44H88ZM164 43H165V42H164ZM192 43H193V42H192ZM197 43H198V42H197ZM197 43H196V44H197ZM207 43H209V42H207ZM216 43H217V42H216ZM218 43H219V42H218ZM220 43H221V42H220ZM223 43H224V40H223ZM248 43H249V42H248ZM256 43H257V41H256ZM20 44H21V43H20ZM20 44H19V45H20ZM22 44H21V45H22ZM24 44H23V45H24ZM31 44H32V43H31ZM49 44H50V43H49ZM56 44H57V43H56ZM61 44H62V43H61ZM76 44H77V43H76ZM78 44H79V43H78ZM116 44H117V43H116ZM123 44H124V43H123ZM125 44H126V43H125ZM132 44H133V43H132ZM12 45H13V46H12ZM23 45H22V46H23ZM27 45H30V43H26V47H23V49H26V50H23L22 47L20 48V49H22V50H20L22 53H24L23 51H25V53H26V52H27V49L32 50V48H34V45H33V47L28 46L29 48L27 47ZM36 45H37V44H36ZM54 45H55V44H54ZM63 45H64V44H63ZM65 45H66V44H65ZM128 45H129V44H128ZM150 45H151V44H150ZM154 45H155V44H154ZM167 45H168V44H167ZM179 45H182V44H179ZM203 45H204V44H203ZM214 45H215V44H212V46H214ZM225 45H226V44H225ZM225 45H224V46H225ZM232 45H234V44H231V47H232ZM246 45H247V44H246ZM1 46H3L2 48H5V47H4V46H5L4 43H3ZM24 46H25V45H24ZM37 46H38V45H37ZM43 46H44V45H43ZM76 46H78V45H76ZM76 46H75V49L77 48ZM94 46H95V45H94ZM106 46H107V45H106ZM108 46H109V45H108ZM116 46H117V45H116ZM123 46H124V45H123ZM155 46H156V45H155ZM215 46H216V45H215ZM218 46H219V45H218ZM220 46H221V45H220ZM235 46H236V45H235ZM253 46H254V45H253ZM15 47H16V46H15ZM39 47H42V46H39ZM39 47H36V49L38 48L37 51H36V49H35L37 58L39 57L42 61H44L43 58H44L45 60L51 58L52 63H53V64H55V63L57 64V58H59V55H60L57 51H56V52H57L59 55L54 54V53H56V52L51 51V54L55 55L56 57H53V55H51L50 58H46V55L43 54V53L45 52V51H44V48H39ZM50 47H51V46H50ZM67 47H68V46H67ZM101 47H102V46H101ZM114 47H115V46H114ZM164 47H165V46H164ZM166 47H168V46H166ZM195 47H196V46H195ZM197 47H198V46H197ZM229 47H230V46H229ZM229 47H228V48H229ZM256 47H257V46H256ZM45 48H46V47H45ZM57 48H58V47H57ZM126 48H127V47H126ZM129 48H130V47H129ZM132 48H133V47H132ZM142 48H144V47H142ZM161 48H162V47H161ZM168 48H169V47H168ZM201 48H202V47H201ZM213 48H215V47H213ZM224 48H225V47H224ZM233 48H236V47H233ZM261 48H262V47H261ZM16 49L18 50V48H16ZM16 49L13 48V50L16 51L17 55H19V53H21V52H18L19 50L17 51ZM110 49H111V48H110ZM113 49H114V48H113ZM119 49H120V48H119ZM139 49H140V48H139ZM145 49H146V48H145ZM145 49H143V50L146 51ZM165 49H166V48H165ZM171 49H173V48H171ZM177 49H178V48H177ZM183 49H184V48H183ZM207 49H208V48H207ZM250 49H251V48H250ZM254 49H255V48H254ZM259 49H260V48H259ZM259 49H258V50H259ZM262 49H263V48H262ZM0 50H1V49H0ZM6 50H7V49H5V51H6ZM73 50H74V49H73ZM99 50H100V48H99ZM131 50H133V49H131ZM134 50H135V49H134ZM136 50H137V49H136ZM163 50H164V49H163ZM174 50H175V49H174ZM212 50H213V49H212ZM215 50H219V48L217 49V47H216ZM220 50H221V49H220ZM220 50H219V51H220ZM223 50H224V49H222V51H223ZM231 50H232V49H231ZM235 50H236V49H235ZM235 50H234V53H236ZM237 50H238V48H237ZM237 50H236V51H237ZM28 51H29V50H28ZM33 51H34V50H33ZM35 51H34V52H35ZM87 51H88V50H87ZM92 51H93V50H92ZM109 51H111V50H109ZM109 51H108V52H109ZM121 51H122V50H121ZM128 51H129V50H128ZM167 51H168V49H167ZM167 51H166V52H167ZM177 51H178V50H177ZM213 51H214V50H213ZM222 51H221V53H222ZM232 51H233V50H232ZM252 51H253V50H252ZM256 51H257V50H256ZM0 52L3 53L2 50H1ZM34 52L31 51L30 53H34ZM48 52H49V50H48ZM80 52H81V51H80ZM89 52H90V51H89ZM89 52H88V53H89ZM106 52H107V50H105V53H106ZM129 52H130V51H129ZM163 52H165V51H163ZM173 52H174V51H173ZM179 52H180V51H179ZM179 52H178V53H179ZM205 52H207V51H205ZM249 52H251V51H249ZM261 52H262V50H261ZM10 53H12V51H11ZM64 53H65V52H64ZM70 53H71V52H70ZM75 53H76V51H75ZM85 53H86V51H85ZM110 53H111V52H110ZM127 53H128V52H127ZM147 53H148V52H147ZM153 53H154V52H153ZM155 53H156V52H155ZM169 53H170V52H169ZM169 53H168V54H169ZM221 53H218V54H221ZM223 53H224V52H223ZM240 53H241V52H240ZM252 53H253V52H252ZM0 54H1V53H0ZM26 54H27V53H26ZM28 54H29V53H28ZM46 54H48V53H46ZM125 54H126V53H125ZM125 54H124V55H125ZM134 54H135V53H134ZM139 54H140V53H139ZM158 54H159V53H158ZM175 54H176V53H175ZM218 54H217V55H218ZM232 54H233V53H232ZM242 54H243V53H242ZM261 54H262V53H261ZM15 55H16V54H15ZM23 55H25V54H22V57H23ZM32 55H33V54H32ZM44 55H45V56H44ZM48 55H50V53H49ZM72 55H73V54H72ZM72 55H71V56H72ZM77 55H78V54H77ZM97 55H98V54H97ZM97 55H96V56H97ZM103 55H104V54H103ZM107 55H108V54H107ZM121 55H123V54H121ZM143 55H144V54H143ZM163 55H164V54H163ZM165 55H166V54H165ZM169 55H170V54H169ZM182 55H183V54H182ZM185 55H186V54H185ZM217 55H216V57H217ZM225 55H226V54H225ZM247 55H248V54H247ZM2 56H3V55H2ZM26 56H27V55H26ZM85 56H86V55H85ZM140 56H141V55H140ZM144 56H145V55H144ZM144 56H143V57H144ZM153 56H154V55H153ZM153 56H152V57H153ZM161 56H162V55H161ZM173 56H174V55H173ZM205 56H206V55H205ZM212 56H213V55H212ZM218 56H219V55H218ZM226 56H227V55H226ZM245 56H246V55H245ZM3 57H4V56H3ZM27 57H28V56H27ZM30 57H31V56H30ZM48 57H49V56H48ZM82 57H83V56H82ZM99 57H100V56H99ZM111 57H113V56H111ZM127 57H128V56H127ZM141 57H142V56H141ZM164 57H165V56H164ZM220 57H221V56H220ZM223 57H224V55H223ZM237 57H239V56H237ZM255 57H256V56H255ZM25 58H26V57H25ZM35 58H36V57H35ZM54 58H55V59H54ZM69 58H70V57H69ZM101 58H102V57H101ZM130 58H132V57H130ZM156 58H157V57H156ZM168 58H169V57H168ZM218 58H219V57H218ZM232 58H233V57H232ZM246 58H247V57H246ZM249 58H250V57H249ZM62 59H63V58H62ZM72 59H74V57H73ZM82 59H84V58H82ZM86 59H87V58H86ZM86 59H84V60H86ZM89 59H90V58H89ZM107 59H108V58H107ZM140 59H141V58H140ZM152 59H155V58H152ZM163 59H164V58H163ZM206 59H207V57H206ZM219 59H220V58H219ZM223 59H224V58H223ZM236 59H237V58H236ZM244 59H245V58H244ZM247 59H248V58H247ZM36 60H37V59H36ZM59 60H60V59H59ZM59 60H58V62H59ZM78 60H79V59H78ZM78 60H77V61H78ZM92 60H93V59H92ZM98 60H99V59H98ZM158 60H159V59H158ZM165 60H167V59H165ZM190 60H191V59H190ZM214 60H215V59H214ZM225 60H227V59H225ZM229 60H230V59H229ZM229 60H228V61H229ZM233 60L235 61V59H233ZM238 60H239V59H238ZM240 60H241V59H240ZM255 60H256V58H255ZM71 61H73V60H71ZM128 61H129V60H128ZM136 61H137V60H136ZM143 61H144V58H143ZM155 61H156V60H155ZM171 61H172V60H171ZM200 61H201V60H200ZM241 61H242V60H241ZM241 61H240V63H242V64H244V65L246 64V63H245V60H244V63L241 62ZM44 62H45V61H44ZM47 62H48V61H47ZM80 62H81V61H80ZM92 62H94V61H92ZM151 62H152V61H151ZM166 62H167V61H166ZM212 62H213V61H212ZM215 62H216V61H215ZM218 62H219V61H218ZM223 62H224V61H223ZM231 62H232V61H231ZM247 62H248V61H247ZM2 63H3V61L1 60L0 67H2V66H1ZM84 63H85V62H84ZM98 63H99V62H98ZM112 63H113V62H112ZM116 63H117V62H116ZM139 63H140V62H139ZM164 63H165V61H164ZM172 63H173V62H172ZM234 63H235V62H234ZM234 63H233L232 65H234ZM240 63H239V65H241ZM7 64H8V63H6V65H7ZM26 64H28V63L26 62ZM37 64H38V61H37L36 65H37ZM44 64H45V63H44ZM47 64H48V63H47ZM53 64H50V66L53 65ZM56 64H55V65H56ZM92 64H93V63H92ZM135 64H136V63H135ZM144 64H145V62H144ZM156 64H157V62H156ZM175 64H176V63H175ZM178 64H179V63H178ZM202 64H203V63H202ZM229 64H231V63L229 62ZM248 64H249V62H248ZM248 64H247V65H248ZM250 64H251V63H250ZM2 65H3V64H2ZM8 65H10V64H8ZM45 65H46V64H45ZM81 65H82V64H81ZM137 65H138V64H137ZM215 65H216V64H215ZM221 65H222V64H221ZM236 65H237V64H236ZM236 65H235V66H236ZM239 65H237V66H239ZM262 65H263V63H262ZM34 66H35V65H34ZM34 66H32V68H34ZM40 66H41V65L39 64L38 67H40ZM48 66H49V65H48ZM82 66H83V65H82ZM113 66H114V65H113ZM118 66H119V65H118ZM121 66H122V65H121ZM173 66H174V65H173ZM177 66H178V65H177ZM193 66H194V65H193ZM199 66H200V65H199ZM205 66H206V64H205ZM205 66H203V67L205 68ZM252 66H253V65H252ZM5 67H7V66H5ZM5 67H4V69H3V67H2V69L5 70V69H6ZM10 67H11V66H10ZM28 67H29V65H28ZM35 67H36V66H35ZM42 67H44V65H43ZM51 67H53V66H51ZM58 67H59V66H58ZM87 67H88V66H87ZM89 67H91V66L89 65ZM95 67H96V66H95ZM108 67H111V66H108ZM114 67H115V66H114ZM116 67H117V66H116ZM158 67H159V66H158ZM166 67H167V66H166ZM178 67H179V66H178ZM197 67H198V66H197ZM200 67H201V66H200ZM203 67H202V68H203ZM223 67H224V65H223ZM13 68H14V67H13ZM13 68H11V69L13 70ZM44 68H45V67H44ZM44 68H43V69H44ZM138 68H139V67H138ZM148 68H149V67H148ZM163 68H164V67H163ZM224 68H225V67H224ZM238 68H239V67H238ZM240 68H241V67H240ZM244 68H245V67H244ZM253 68H254V67H253ZM257 68H258V67H257ZM38 69H40V68H38ZM53 69H54V71H56L55 68H53ZM69 69H70V68H69ZM92 69H94V68H92ZM113 69H114V68H113ZM129 69H130V68H129ZM139 69L141 70V68H139ZM144 69H145V68H144ZM156 69H157V68H156ZM166 69H167V68H166ZM168 69H169V68H168ZM199 69H200V68H199ZM213 69H214V67H213ZM249 69H250V67H249ZM0 70H1V69H0ZM3 70H2V71H3ZM41 70H42V69H41ZM45 70H46V69H45ZM48 70H49V68H48ZM63 70H64V69H63ZM77 70H78V69H77ZM80 70H81V69H80ZM132 70H133V69H132ZM135 70H136V68H135ZM150 70H151V69H150ZM152 70H153V69H152ZM178 70H179V69H178ZM191 70H192V69H191ZM208 70H209V69H208ZM224 70H225V69H224ZM238 70H239V69H238ZM258 70H259V69H258ZM2 71H1V72H2ZM9 71H10V70H9ZM13 71H14V70H13ZM34 71H35V70H34ZM37 71H40V70H37ZM50 71H51V70H50ZM58 71H59V70H58ZM96 71H97V70H96ZM133 71H134V70H133ZM143 71H144V70H143ZM143 71H142V72H143ZM155 71H156V70H155ZM157 71H158V69H157ZM162 71H163V70H162ZM162 71H161V72H162ZM189 71H190V70H189ZM202 71H203V70H202ZM1 72H0V73H1ZM5 72H6V70L3 72V74H4ZM15 72H16V71H15ZM32 72H33V71H32ZM43 72H44V71H43ZM68 72H69V71H68ZM74 72H75V71H74ZM81 72H82V71H81ZM88 72H89V71H88ZM93 72H94V71H93ZM106 72H107V71H106ZM114 72H116V71L114 70ZM118 72H119V71H118ZM125 72H126V71H125ZM128 72H129V71H128ZM136 72H138V71H136ZM140 72H141V71H140ZM140 72H139V73H140ZM163 72H164V71H163ZM165 72H166V71H165ZM187 72H188V71H187ZM211 72H213V71H211ZM222 72H223V71H222ZM226 72H228V71H226ZM226 72H225V73H226ZM8 73H9V72H8ZM8 73L6 72L7 75H9ZM10 73H11V71H10ZM12 73H13V72H12ZM34 73H35V72H33L32 74H34ZM41 73H42V72H41ZM51 73H53V72H51ZM57 73H58V72H57ZM75 73H76V72H75ZM90 73H91V72H90ZM129 73H130V72H129ZM172 73H173V72H172ZM174 73H175V72H174ZM184 73H185V72H184ZM197 73H198V72H197ZM209 73H210V72H209ZM246 73H247V72H246ZM17 74H18V73L16 72V76H18ZM42 74H43V73H42ZM42 74H41V75H42ZM49 74H50V72H49ZM58 74H59V73H58ZM66 74H67V73H66ZM81 74H82V73H81ZM105 74H106V73H105ZM127 74H128V73H127ZM142 74H143V73H142ZM144 74H145V73H144ZM151 74H152V73H151ZM154 74H155V73H154ZM160 74H161V73H160ZM167 74H168V73H167ZM167 74H166V75H167ZM178 74H179V73H178ZM188 74H189V73H188ZM192 74H193V73H192ZM192 74H191V75H192ZM199 74H200V72H199ZM227 74H228V73H227ZM234 74H235V73H234ZM251 74H253V73L251 72ZM13 75H14V74H13ZM19 75H21V74H19ZM36 75H37V74H36ZM41 75H40V76H41ZM50 75H51V74H50ZM96 75H97V74H96ZM106 75H107V74H106ZM116 75H118V74H116ZM120 75H122V73H121ZM123 75H124V74H123ZM157 75H158V74H157ZM175 75H176V74H175ZM193 75H194V74H193ZM196 75H197V74H196ZM203 75H204V74H203ZM210 75H211V74H210ZM223 75H224V74H223ZM247 75H248V74H247ZM46 76H47V75H46ZM51 76H53V75H51ZM56 76H57V75H56ZM69 76H70V75H69ZM82 76H83V75H82ZM92 76H93V75H92ZM100 76H101V75H100ZM107 76H108V75H107ZM110 76H112V75H110ZM110 76H109V77H110ZM128 76H129V75H128ZM173 76H174V75H173ZM213 76H214V75H213ZM244 76H246V74H245ZM244 76H243V80H244V78H246V77H244ZM249 76H250V74H249ZM255 76H256V75H255ZM9 77L11 78V75H10ZM18 77L20 78V76H18ZM34 77H35V76H34ZM36 77H37V76H36ZM38 77H39V76H38ZM47 77H48V76H47ZM53 77H54V76H53ZM53 77H51V78H53ZM61 77H62V76H61ZM85 77H86V76H85ZM85 77H84V79H85ZM103 77H104V76H103ZM129 77H130V76H129ZM129 77H128V78H129ZM133 77H134V76H133ZM177 77H178V76H177ZM217 77H218V76H217ZM237 77H238V76H237ZM237 77H236V78H237ZM241 77H242V76H241ZM247 77H248V76H247ZM256 77H257V76H256ZM260 77H261V76H260ZM2 78H3V77H2ZM22 78H23V77H22ZM41 78H42V77H41ZM48 78H50V77H48ZM66 78H67V76H66ZM66 78H64V79H66ZM74 78H75V77H74ZM80 78H81V77H80ZM80 78H79V79H80ZM124 78H125V77H124ZM126 78H127V77H126ZM128 78H127V79H128ZM143 78H144V77H143ZM147 78H148V77H147ZM151 78H153V77H151ZM164 78H165V77H164ZM173 78H174V77H173ZM178 78H180V77H178ZM212 78H213V77H212ZM214 78H215V77H214ZM227 78H228V77H227ZM233 78H235V77H233ZM250 78H251V77H250ZM6 79H7V78H6ZM11 79H12V78H11ZM13 79H14V76H13ZM16 79H17V78H16ZM68 79H69V78H68ZM86 79H87V78H86ZM95 79H96V78H95ZM112 79H113V76H112L111 80H112ZM119 79H120V78H119ZM119 79H118V81H119ZM127 79H126V80H127ZM134 79H135V78H134ZM154 79H155V78H154ZM158 79H159V78H158ZM198 79H199V78H198ZM207 79H208V78H207ZM241 79H242V78H241ZM18 80H19V79H18ZM39 80H40V79H39ZM50 80H51V79H50ZM57 80H58V79H57ZM109 80H110V79H109ZM120 80H123V79L121 78ZM126 80H125V81H126ZM130 80H131V79H130ZM156 80H157V79H156ZM161 80H162V77H161ZM168 80H169V79H168ZM176 80H177V79H176ZM215 80H216V79H215ZM234 80H235V79H234ZM238 80H239V79H238ZM238 80H237V81H238ZM48 81H49V80H48ZM61 81H62V80H61ZM105 81H106V80H105ZM145 81H146V80H145ZM164 81H166V80H164ZM177 81H178V80H177ZM185 81H186V80H185ZM196 81H197V80H196ZM210 81H211V80H210ZM225 81H226V80H225ZM258 81H259V80H258ZM21 82H22V81H21ZM39 82H40V81H39ZM42 82H45V81H42ZM59 82H60V80H59ZM100 82H101V81H100ZM119 82H120V81H119ZM121 82H122V81H121ZM139 82L141 83V81H139ZM174 82H175V81H174ZM190 82H191V81H190ZM194 82H195V81H194ZM203 82H204V80H203ZM218 82H220V81H218ZM239 82H241V80L238 81V83H239ZM23 83H24V82H23ZM23 83H22V84H23ZM45 83L48 84L47 82H45ZM60 83H61V82H60ZM62 83H63V81H62ZM88 83H89V82H88ZM90 83H91V82H90ZM110 83H111V82H110ZM133 83H134V82H133ZM140 83H139V84H140ZM144 83H146V82H144ZM156 83H157V82H156ZM161 83H162V82H161ZM166 83H167V82H166ZM172 83H173V82H172ZM175 83H176V82H175ZM185 83H186V82H185ZM230 83H231V81H230ZM230 83H229V84H230ZM232 83H234V81H233ZM235 83H236V82H235ZM235 83H234V84H235ZM241 83H242V82H241ZM243 83H244V82H243ZM245 83H246V82H245ZM245 83H244V84H245ZM251 83H252V82H251ZM259 83H260V82H259ZM1 84H2V83H1ZM18 84H20L19 81H18L17 85H15L16 88H17ZM26 84H27V83H26ZM41 84H42V83H41ZM41 84H40V85H41ZM43 84H44V83H43ZM54 84H55V82H54ZM67 84H68V83H67ZM103 84H104V83H103ZM106 84H107V83H106ZM125 84H126V82H125ZM127 84H128V83H127ZM131 84H132V83H131ZM134 84H136V83H134ZM163 84H164V83H163ZM167 84L170 85L169 83H167ZM178 84H179V83H178ZM191 84H192V83H191ZM205 84H206V83H205ZM234 84H233V85H234ZM249 84H250V83H249ZM7 85H8V84H7ZM11 85H12V84H11ZM44 85H45V84H44ZM78 85H79V84H78ZM89 85H90V84H89ZM110 85H111V84H110ZM116 85H117V84H116ZM142 85H144V84H142ZM173 85H174V84H173ZM236 85H237V84H236ZM245 85H246V84H245ZM247 85H248V84H247ZM250 85H252V84H250ZM3 86H4V85H3ZM3 86H2V87H3ZM23 86H24V85H23ZM23 86H22V88H23ZM35 86H37V85H35ZM35 86H34V87H35ZM38 86H39V85H38ZM46 86H47V85H46ZM91 86H92V84H91ZM112 86H113V85H112ZM120 86H121V85H120ZM123 86H124V85H123ZM127 86H129V85H127ZM138 86H139V85H138ZM138 86L136 85V87H138ZM163 86H164V85H163ZM165 86H166V85H165ZM171 86H172V85H171ZM208 86H209V85H208ZM226 86H227V85H226ZM237 86H238V85H237ZM248 86H249V85H248ZM248 86H247V87H248ZM253 86H254V85H253ZM253 86H252V87H253ZM18 87H19V86H18ZM30 87H31V86H30ZM75 87H76V86H75ZM160 87H161V86H160ZM176 87H177V86H176ZM183 87H185V86H183ZM198 87H199V86H198ZM198 87H197V88H198ZM202 87H203V86H202ZM223 87H224V86H223ZM247 87H246V88H247ZM256 87H257V86H256ZM3 88H4V87H3ZM3 88H2V89H3ZM12 88H14V86L11 87V91H12ZM16 88H14V92H16V90H17ZM49 88H50V87H49ZM54 88H55V87H54ZM56 88H58V87H56ZM56 88H55V89H56ZM70 88H71V87H70ZM70 88H69V89H70ZM120 88H121V87H120ZM139 88H140V87H139ZM141 88H142V87H141ZM163 88H164V87H163ZM165 88H166V87H165ZM168 88H169V87H168ZM168 88H167V89H168ZM190 88H191V86H190ZM213 88H214V87H213ZM218 88H219V87H218ZM231 88H232V87H231ZM246 88L243 89L244 92H245ZM4 89H5V88H4ZM15 89H16V90H15ZM51 89H53V88H51ZM60 89H61V88H60ZM63 89H64V88H63ZM67 89H68V87H67ZM77 89H80V86H79V88L77 87ZM87 89H88V88H87ZM95 89H96V88H95ZM102 89H103V88H102ZM116 89H117V88H116ZM123 89H124V88H123ZM123 89L121 88L122 91H123ZM127 89H128V88H127ZM127 89H125V90H127ZM144 89H146V88H144ZM148 89H149V88H148ZM192 89H193V87H192ZM192 89H191V90H192ZM221 89H222V88H221ZM9 90H10V89H9ZM24 90H25V89H24ZM24 90H23V91H24ZM53 90H54V89H53ZM70 90H71V89H70ZM85 90H86V88H85ZM131 90L133 91L134 89H131ZM131 90H130V91H131ZM135 90H136V88H135ZM162 90H163V89H162ZM171 90H173V89H171ZM181 90H182V89H181ZM194 90H195V89H194ZM232 90H233V89H232ZM232 90H231V91H232ZM235 90H236V89H235ZM238 90H240V88H239ZM249 90H250V89H249ZM249 90H248V91H249ZM252 90H253V88L251 89V91H252ZM262 90H263V89H262ZM7 91H8V90H7ZM23 91H22V92H23ZM62 91H64V90H62ZM67 91H68V90H67ZM92 91H93V90H92ZM104 91H105V90H104ZM114 91H115V90H114ZM119 91H120V90H119ZM150 91H151V90H150ZM195 91H196V90H195ZM259 91H260V90H259ZM17 92H19V91H17ZM57 92H58V91H57ZM57 92H56V93H57ZM70 92H71V91H70ZM77 92H78V91H77ZM102 92H103V91H102ZM102 92H101V94H102ZM115 92H117V91H115ZM125 92H126V91H125ZM127 92H128V91H127ZM139 92H140V91H139ZM155 92H156V91H155ZM161 92H162V91H161ZM161 92H160V93L158 92L159 95L161 94ZM186 92H187V91H186ZM236 92H237V91H236ZM249 92H250V91H249ZM25 93H26V92H25ZM97 93L100 94L98 91H97ZM106 93H108V92H106ZM133 93H135V92H133ZM140 93H141V92H140ZM147 93H148V91H147ZM150 93H151V92H150ZM163 93H164V92H163ZM200 93H201V91H200ZM232 93H233V92H232ZM259 93H260V92H259ZM5 94H6V93H5ZM7 94H8V93H7ZM11 94H12V93H11ZM29 94H30V93H29ZM34 94H35V93H34ZM70 94H71V93H70ZM73 94H74V93H73ZM75 94H76V93H75ZM103 94H104V93H103ZM103 94H102V95H103ZM124 94H126V93H124ZM124 94H123V95H124ZM144 94H145V93H144ZM155 94H156V93H155ZM155 94H154V96H155ZM181 94H182V93H181ZM191 94H192V93H191ZM194 94H195V93H193L192 95H194ZM201 94H203V93H201ZM207 94H208V93H207ZM215 94H216V93H215ZM229 94H230V92H229ZM235 94H236V93H235ZM240 94H241V93H240ZM242 94H247V95H248V92H245V93L242 92ZM12 95H13V94H12ZM18 95H19V94H18ZM66 95H67V94H66ZM68 95H69V94H68ZM77 95H78V94H77ZM118 95H119V94H118V92H117V96H118ZM127 95H128V94H127ZM129 95H130V94H129ZM189 95H190V94H189ZM256 95H257V94H256ZM40 96H41V95H40ZM47 96H48V95H47ZM56 96H57V94H56ZM60 96H61V95H60ZM97 96H99V95H97ZM97 96H96V97H97ZM121 96H122V95H121ZM137 96H138V95H137ZM156 96H157V95H156ZM185 96H186V95H185ZM212 96H213V95H212ZM232 96H233V95H232ZM258 96H259V95H258ZM8 97H10V92H9V96H8ZM36 97H38V96H36ZM130 97H131V96H130ZM161 97H163V96L161 95ZM193 97H195V96H193ZM233 97H234V96H233ZM30 98H31V97H30ZM32 98H34V97H32ZM38 98H39V97H38ZM50 98H51V97H50ZM63 98H64V97H63ZM81 98H82V97H81ZM120 98H121V97H120ZM122 98H123V97H122ZM133 98H134V96H133ZM133 98H132V101H133ZM150 98H151V97H150ZM150 98H149V99H150ZM159 98H160V97H159ZM163 98H164V97H163ZM166 98H167V97H166ZM172 98H173V97H172ZM202 98H203V97H202ZM222 98H223V96H222ZM0 99H1V98H0ZM17 99H18V98H17ZM41 99H42V98H41ZM44 99H46V98H44ZM51 99H54V98H51ZM67 99H68V98H67ZM71 99H72V98H71ZM74 99H75V98H74ZM84 99H85V98H84ZM96 99H97V98H96ZM98 99H99V98H98ZM104 99H105V98H104ZM134 99H135V98H134ZM152 99H154V98H152ZM170 99H171V98H170ZM188 99H189V98H188ZM208 99H209V98H208ZM208 99H207V100H208ZM3 100H4V99H3ZM20 100H21V99H20ZM22 100H23V99H22ZM30 100H31V99H30ZM55 100H56V98H55ZM100 100H101V99H100ZM115 100H117V99L115 98ZM130 100H131V99H130ZM143 100H144V99H143ZM143 100H142V101H143ZM184 100H185V99H184ZM216 100H217V99H216ZM10 101H11V100H10ZM13 101H14V100H13ZM28 101H29V100H28ZM31 101H32V100H31ZM31 101H30V102H31ZM35 101H36V98H35ZM42 101H43V100H42ZM62 101H63V99H62ZM65 101H66V100H65ZM79 101H81V99H79ZM124 101H125V100H124ZM136 101H137V100H136ZM146 101H147V100H146ZM164 101H165V99H164ZM169 101H170V100H169ZM173 101H174V100H173ZM190 101H191V100H190ZM192 101H193V100H192ZM233 101H234V100H233ZM246 101H247V100H246ZM246 101H245V103H246ZM255 101H256V100H255ZM11 102H12V101H11ZM11 102H10V103H11ZM86 102H87V101H86ZM127 102H128V101H127ZM137 102H138V101H137ZM140 102H141V101H140ZM150 102H151V101H150ZM150 102H149V104H150ZM165 102H166V101H165ZM182 102H183V101H182ZM209 102H210V101H209ZM220 102H221V101H220ZM16 103H17V102H16ZM22 103H23V101H22ZM70 103H71V102H69V104H70ZM81 103H82V102H81ZM81 103H80V104H81ZM151 103H152V102H151ZM193 103H194V102H193ZM239 103H241V102H239ZM252 103H253V102H252ZM5 104H6V103H5ZM38 104H39V103H38ZM47 104H48V103H47ZM77 104H78V103H77ZM93 104H94V103H93ZM98 104H99V103H98ZM102 104H103V103H102ZM114 104H115V102H114ZM129 104H130V103H129ZM133 104H134V103H133ZM136 104H137V103H136ZM145 104H147V103H145ZM145 104H144V105H145ZM170 104H171V103H170ZM225 104H226V103H225ZM241 104H242V103H241ZM261 104H262V102H261ZM12 105H13V104H12ZM24 105H25V104H24ZM26 105H27V104H26ZM48 105H49V104H48ZM50 105H51V104H50ZM73 105H74V104H73ZM75 105H76V104H75ZM94 105H95V104H94ZM109 105H110V104H109ZM124 105H125V104H124ZM144 105H143V106H144ZM156 105H158V104H156ZM171 105H172V104H171ZM184 105H185V104H184ZM192 105H193V104H192ZM212 105H213V104H212ZM220 105H221V104H220ZM244 105H245V104H244ZM246 105H247V104H246ZM15 106H16V105H15ZM46 106H47V105H46ZM57 106H58V105H57ZM78 106H79V105H78ZM96 106H97V105H96ZM112 106H115V105H112ZM122 106H123V105H122ZM122 106H121V107H122ZM137 106H138V105H137ZM158 106H159V105H158ZM158 106H157V107H158ZM193 106H194V105H193ZM207 106H208V105H207ZM214 106H215V105H214ZM241 106H243V105H241ZM249 106H250V105H249ZM5 107H6V106H5ZM19 107H20V105H19ZM24 107H25V106H24ZM29 107H30V106H29ZM35 107H36V105H35ZM35 107H34L33 109H36ZM47 107H48V106H47ZM50 107H51V106H50ZM70 107H71V106H70ZM76 107H77V105H76ZM118 107H119V106H118ZM121 107H120V108H121ZM129 107H130V106H129ZM144 107H145V106H144ZM154 107H155V106H154ZM179 107H180V106H179ZM205 107H206V106H205ZM218 107H219V106H218ZM6 108H7V107H6ZM22 108H23V107H22ZM25 108H26V107H25ZM44 108H45V107H44ZM54 108H55V107H54ZM82 108H83V107H82ZM96 108H97V107H96ZM124 108H125V107H124ZM127 108H128V107H126V109H127ZM132 108H133V107H132ZM147 108H148V107H147ZM151 108H152V107H151ZM247 108H248V107H247ZM254 108H255V107H254ZM40 109H41V108H40ZM46 109L48 110V108H46ZM46 109H45V110H46ZM50 109H51V108H50ZM57 109H58V108H57ZM66 109H68V108H66ZM92 109H93V108L91 107V110H92ZM130 109H131V108H130ZM141 109H142V108H141ZM184 109H185V108H184ZM227 109H228V108H227ZM255 109H256V108H255ZM260 109H262V108H260ZM18 110H20V109H18ZM18 110H17V111H18ZM75 110H76V109H75ZM77 110H78V109H77ZM98 110H99V109H98ZM138 110H139V109H138ZM142 110H143V109H142ZM161 110H162V109H161ZM172 110H173V109H172ZM209 110H210V109H209ZM229 110H230V109H229ZM249 110H250V109H249ZM7 111H8V109H7ZM20 111H21V110H20ZM24 111H25V110H24ZM29 111H30V110H29ZM31 111H32V110H31ZM72 111H74V110H72ZM83 111H84V110H83ZM124 111H125V110H124ZM147 111H148V110H147ZM147 111H146V112H147ZM158 111H159V109H158ZM186 111H187V110H186ZM189 111H190V109H189ZM189 111H188V112H189ZM205 111H206V110H205ZM232 111H233V110H232ZM239 111H240V110H239ZM257 111H258V110H257ZM257 111H256V112H257ZM261 111H262V110H261ZM0 112H2V111H0ZM8 112H9V111H8ZM25 112H26V111H25ZM25 112H24V113H25ZM49 112H51V111H49ZM85 112H86V111H85ZM88 112H89V111H88ZM98 112H99V111H98ZM111 112H112V111H111ZM148 112H149V111H148ZM175 112H176V111H175ZM194 112H195V111H194ZM243 112H245V111H243ZM3 113H4V112H3ZM24 113H23L22 115H24ZM29 113H30V112H29ZM40 113H41V112H40ZM76 113H77V111H76ZM94 113H95V112H94ZM100 113H103V112H100ZM105 113H106V112H105ZM131 113H132V112H131ZM152 113H153V111H152ZM156 113H157V112H156ZM173 113H174V112H173ZM195 113H197V112H195ZM237 113H238V111H237ZM239 113H240V112H239ZM251 113H252V112H251ZM253 113H254V110H253ZM4 114H5V113H4ZM19 114H20V113H19ZM34 114H35V113H34ZM43 114H44V113H43ZM53 114H54V111H53ZM78 114H79V113H78ZM86 114H87V113H86ZM96 114H97V113H96ZM133 114H134V113H133ZM160 114H161V113H160ZM160 114H158V115H160ZM174 114H175V113H174ZM191 114H192V113H191ZM205 114H206V113H205ZM232 114H234V113H232ZM246 114H247V113H246ZM27 115H28V114H27ZM30 115L32 116V113H30ZM40 115H41V114H40ZM82 115H83V114H82ZM84 115H85V114H84ZM93 115H94V114H93ZM149 115H151V114H149ZM163 115H164V114H163ZM171 115H172V114H171ZM192 115H193V114H192ZM240 115H241V114H240ZM244 115H245V114H244ZM258 115H259V114H258ZM6 116H7V115H6ZM8 116H9V115H8ZM43 116H44V115H43ZM49 116H50V115H49ZM76 116H78V115H76ZM110 116H113V115H110ZM124 116H125V115H124ZM155 116H156V115H155ZM173 116H174V115H173ZM196 116H197V115H196ZM211 116H213V114H212ZM211 116H210V117H211ZM247 116H248V115H247ZM259 116H260V115H259ZM259 116H258V117H259ZM0 117H1V115H0ZM3 117H4V116H3ZM20 117H22V116H20ZM25 117H26V115H25ZM28 117H29V116H28ZM129 117H130V115H129ZM137 117H138V116H137ZM139 117H140V116H139ZM149 117H151V116H149ZM149 117H148V118H149ZM153 117H154V116H153ZM164 117H165V116H164ZM194 117H195V116H194ZM194 117H193V118H194ZM204 117H205V116H204ZM217 117H218V116H216V118H217ZM235 117H236V116H235ZM261 117H262V116H261ZM261 117H260V118H261ZM9 118H10V117H9ZM9 118H8V120H9ZM33 118H34V117H33ZM45 118H46V117H45ZM49 118H50V117H49ZM59 118H60V117H59ZM64 118H65V117H64ZM77 118H78V117H77ZM81 118H82V117H81ZM108 118H109V117H108ZM110 118H111V117H110ZM116 118H117V117H116ZM123 118H124V117H123ZM133 118H134V116H133ZM133 118H132V119H133ZM146 118H147V117H146ZM162 118H163V117H162ZM208 118H209V117H208ZM211 118H212V117H211ZM211 118H210V119H211ZM256 118H257V116H256ZM11 119H13V118H11ZM16 119H17V118H16ZM19 119H20V118H19ZM21 119H22V118H21ZM24 119H25V118H24ZM24 119H23V121H24ZM36 119H37V118H36ZM86 119H87V118H86ZM86 119H85V120H86ZM94 119H96L95 116H94ZM94 119H93V120H94ZM100 119H101V118H100ZM104 119H105V118H104ZM120 119H121V118H120ZM125 119H126V118H125ZM140 119H141V118H140ZM155 119H156V118H155ZM167 119H168V118H167ZM173 119H174V118H173ZM179 119H180V118H179ZM182 119H183V118H182ZM197 119H198V118H197ZM199 119H200V118H199ZM201 119H202V118H201ZM220 119H222V118H220ZM231 119H232V118H231ZM243 119H244V118H243ZM250 119H251V118H250ZM254 119H255V118H254ZM254 119H253V120H254ZM257 119H258V118H257ZM257 119H256V120H257ZM263 119H264V118H263ZM25 120H26V119H25ZM28 120H29V118H28ZM31 120H32V119H31ZM31 120H30V122L33 123ZM33 120H34V119H33ZM107 120H108V119H107ZM116 120H117V119H116ZM126 120H127V119H126ZM147 120H148V119H147ZM158 120H159V119H158ZM190 120H191V118H190ZM212 120H214V119H212ZM229 120H230V119H229ZM232 120H233V119H232ZM10 121H11V120H10ZM16 121H18V119H17ZM19 121H22V120H19ZM19 121H18V123H19ZM47 121H48V120H47ZM60 121H61V120H60ZM62 121L65 122V120H62ZM62 121H61V122H62ZM67 121H68V120H67ZM86 121H87V120H86ZM94 121H95V120H94ZM119 121H120V120H119ZM127 121H128V120H127ZM137 121H138V119H137ZM139 121H140V120H139ZM194 121H195V120H194ZM244 121L246 122V120H244ZM244 121H243V122H244ZM261 121H262V119H261ZM24 122H25V121H24ZM35 122H36V121H35ZM45 122H46V121H45ZM69 122H70V121H69ZM74 122H76V121H74ZM87 122H88V121H87ZM113 122H114V121H113ZM151 122H152V121H151ZM157 122H158V121H157ZM159 122H161V119H160ZM217 122H218V121H217ZM220 122H221V121H220ZM220 122H219V123H220ZM230 122H232V121H230ZM10 123H11V122H10ZM13 123H15V121H14ZM18 123H17V124H18ZM21 123H22V122H21ZM21 123H20V124H21ZM25 123H28V122L26 121ZM31 123H30V124H31ZM46 123H47V122H46ZM48 123H49V122H48ZM59 123H60V122H59ZM65 123H66V122H65ZM117 123H118V122H117ZM119 123H120V122H119ZM119 123H118V124H119ZM123 123H124V122H123ZM123 123H122V124H123ZM125 123H126V122H125ZM130 123H131V121H130ZM134 123H135V122H134ZM195 123H196V122H195ZM251 123H252V122H251ZM256 123H257V122H256ZM263 123H264V122H263ZM1 124H2V123H1ZM1 124H0V125H1ZM34 124H35V123H34ZM36 124H37V122H36ZM38 124H40V123H38ZM42 124H44V121H43ZM53 124H54V123H53ZM57 124H58V123H57ZM63 124H64V123H63ZM66 124H67V123H66ZM69 124H70V123H69ZM77 124H78V123H77ZM81 124H82V123H81ZM89 124H90V123H89ZM95 124H96V123H95ZM126 124H128V123H126ZM126 124H123V125H126ZM140 124H142V121L140 122ZM156 124H157V123H156ZM174 124H175V123H174ZM181 124H182V123H181ZM225 124H226V123H225ZM225 124H224V125H225ZM248 124H249V123H248ZM254 124H255V123H254ZM259 124H260V123H259ZM13 125H14V124H13ZM23 125H24V123H23ZM26 125H27V124H26ZM48 125H50V124H48ZM82 125H83V124H82ZM97 125H98V122H97ZM102 125H103V124H102ZM112 125H114V124H112ZM129 125H130V124H129ZM197 125H198V124H197ZM209 125H210V124H209ZM53 126H54V125H53ZM59 126H60V125H59ZM62 126L64 127V125H62ZM67 126H68V124H67ZM92 126L94 127L93 124H92ZM110 126H111V125H110ZM126 126H127V125H126ZM130 126H131V125H130ZM157 126H159V125H157ZM162 126H163V125H162ZM185 126H187V125H185ZM210 126H211V125H210ZM214 126H216V125H214ZM239 126H240V125H239ZM263 126H264V125H263ZM0 127H2V126H0ZM17 127H18V126H17ZM20 127H21V126H20ZM22 127H23V126H22ZM26 127H27V126H26ZM48 127H49V126H48ZM96 127H97V126H96ZM136 127H137V126H136ZM155 127H156V126H155ZM208 127H209V126H208ZM221 127H222V126H221ZM251 127H252V126H251ZM251 127H249V129H251ZM12 128H13V127H12ZM14 128H15V127H14ZM14 128H13V130H14ZM27 128H29V127H27ZM37 128H39V127H37ZM53 128H54V127H53ZM57 128H58V126H57ZM67 128H68V127H67ZM70 128H71V126H70ZM70 128H68V129H70ZM101 128H102V127H101ZM101 128H99V129H101ZM113 128H114V127H113ZM120 128H121V127H120ZM128 128H129V127H128ZM133 128H134V127H133ZM172 128H173V127H172ZM200 128H201V127H200ZM216 128H217V127H216ZM232 128H233V127H232ZM234 128H235V127H234ZM236 128H238V127H236ZM256 128H257V127H256ZM261 128H262V127H261ZM261 128H260V129H261ZM19 129H20V128H19ZM21 129H22V128H21ZM21 129H20V130H21ZM23 129H24V128H23ZM35 129H36V128H35ZM35 129H34V130H35ZM72 129H73V128H72ZM114 129H115V128H114ZM135 129H137V128H135ZM209 129H210V128H209ZM214 129H215V128H214ZM226 129H227V127H226ZM246 129H247V128H246ZM249 129H248V130H249ZM0 130H1V129H0ZM34 130H33V131H34ZM58 130H59V129H58ZM74 130H75V129H74ZM74 130H73V131H74ZM115 130H117V129H115ZM125 130H126V128H125ZM125 130H124V131H125ZM175 130H176V129H175ZM191 130H192V129H191ZM205 130H206V129H205ZM229 130H231V128H230ZM237 130H238V129H237ZM254 130H255V129H254ZM261 130H263V129H261ZM9 131H11V129H9ZM15 131H16V130H15ZM27 131H28V130H27ZM38 131H39V129H38ZM70 131H71V130H69V132H70ZM91 131H92V129H91ZM118 131H119V130H118ZM128 131H129V130H128ZM143 131H144V130H143ZM170 131H171V130H170ZM189 131H190V130H189ZM192 131H193V130H192ZM195 131H196V130H195ZM201 131H202V130H201ZM209 131H210V130H209ZM220 131H221V130H220ZM224 131H226V130L224 129ZM235 131H236V130H235ZM246 131H247V130H246ZM250 131H251V130H250ZM252 131H253V130H252ZM6 132H7V131H6ZM6 132H5V133H6ZM12 132H14V131H12ZM16 132H17V131H16ZM80 132H81V130H80ZM97 132H98V131H97ZM102 132H104L103 129H102ZM125 132H126V131H125ZM135 132H136V134H137V131H136V130H135ZM152 132H153V131H152ZM0 133H1V132H0ZM3 133H4V131H3ZM21 133H22V132H21ZM49 133H50V132H49ZM70 133H72V132H70ZM77 133H78V132H77ZM92 133H93V132H92ZM95 133H96V131H95ZM100 133H101V132H100ZM104 133H105V132H104ZM106 133H107V132H106ZM110 133H111V132H110ZM119 133H120V131H119ZM131 133H132V132H131ZM138 133H139V130H138ZM158 133H159V132H158ZM173 133H174V131H173ZM191 133H192V132H191ZM193 133H194V131H193ZM200 133H202V132H200ZM252 133L254 134V132H252ZM255 133H256V132H255ZM257 133H258V132H257ZM262 133L264 134V132H262ZM12 134H13V133H12ZM17 134H18V133H17ZM50 134H51V133H50ZM54 134H56V133H54ZM115 134H116V133H115ZM120 134H121V133H120ZM122 134L124 135V133H122ZM166 134H167V133H166ZM168 134H170V133H168ZM214 134H216V133H214ZM232 134H233V133H232ZM239 134H240V133H239ZM263 134H262V136H263ZM19 135H20V134H19ZM39 135H40V134H39ZM51 135H53V134H51ZM65 135H66V134H65ZM67 135H68V134H67ZM67 135H66V136H67ZM76 135H77V134H76ZM90 135L92 136V134H90ZM98 135H99V134H98ZM106 135H107V137H108V134H106ZM106 135H105V136H106ZM111 135H112V134H111ZM117 135H118V133H117ZM133 135H134V134H133ZM137 135H138V134H137ZM142 135H143V134H142ZM177 135H178V134H177ZM186 135H187V134H186ZM197 135H198V134H197ZM233 135H234V134H233ZM235 135H236V134H235ZM254 135H255V134H254ZM12 136H14V135H12ZM22 136H23V135H22ZM25 136H26V134H25ZM25 136H24V137H25ZM45 136H47V135H45ZM48 136H49V134H48ZM48 136H47V137H48ZM57 136H58V135H57ZM96 136H97V135H96ZM114 136H115V135H114ZM118 136H119V135H118ZM125 136H126V135H125ZM179 136H180V135H179ZM240 136H241V135H240ZM240 136H239V137H240ZM248 136H249V135H248ZM256 136H257V135H256ZM18 137H19V136H18ZM32 137H33V136H32ZM40 137H41V136H40ZM43 137H44V136H43ZM58 137H59V136H58ZM100 137H102V136H100ZM112 137H113V136H112ZM130 137H131V136H130ZM205 137H206V136H205ZM219 137H220V135H219ZM227 137H228V136H227ZM260 137H261V135H260ZM260 137H258V139H259ZM263 137H264V136H263ZM263 137L260 138V139H263ZM53 138H54V137H53ZM65 138H66V137H65ZM72 138H73V137H72ZM76 138H77V137H76ZM113 138H114V137H113ZM118 138H119V137H118ZM118 138H117V139H118ZM123 138H125V137H123ZM144 138H145V136H144ZM186 138H187V136H186ZM194 138H195V137H194ZM196 138H197V137H196ZM199 138H200V137H199ZM199 138H198V139H199ZM202 138H203V137H202ZM225 138H226V137H225ZM230 138H231V137H230ZM244 138H245V137H244ZM253 138H254V137H253ZM256 138H257V137H256ZM18 139H19V138H18ZM41 139H43V138H41ZM47 139H48V138H47ZM50 139H51V138H50ZM97 139H98V138H97ZM110 139H111V137H110ZM121 139H122V138H121ZM203 139H204V138H203ZM213 139H214V138H213ZM226 139H227V138H226ZM234 139H236V138H234ZM237 139H238V138H237ZM250 139H251V138H250ZM250 139H249V140H250ZM258 139H257V140H258ZM9 140H11V139H9ZM20 140H21V139H20ZM68 140H69V139H68ZM108 140H109V139H108ZM108 140H107V141H108ZM122 140H123V139H122ZM127 140H129V139H127ZM130 140H131V138H130ZM137 140H138V139H137ZM139 140H140V139H139ZM171 140H172V139H171ZM176 140H177V139H176ZM196 140H197V139H196ZM214 140H215V139H214ZM220 140H221V139H220ZM224 140H225V139H224ZM263 140H264V139H263ZM263 140H261V141H263ZM16 141H17V140H16ZM58 141H59V140H58ZM66 141H67V140H66ZM71 141H72V140H71ZM81 141H82V140H81ZM99 141H100V140H99ZM104 141H105V140H104ZM146 141H147V139H146ZM185 141H186V140H185ZM185 141H184V142H185ZM193 141H194V140H193ZM243 141H244V140H243ZM243 141H241V142H243ZM252 141H253V140H252ZM1 142H2V141H1ZM3 142H4V141H3ZM14 142H15V141H14ZM37 142H39V141H37ZM46 142H48V141H46ZM64 142H65V141H64ZM76 142H78V141H76ZM105 142H106V141H105ZM111 142H113V141H111ZM142 142H143V141H142ZM144 142H145V141H144ZM144 142H143V143H144ZM186 142H187V141H186ZM196 142H197V141H196ZM217 142H218V141H217ZM226 142H228V141H226ZM248 142H249V141H248ZM257 142H258V141H257ZM41 143H43V141H42ZM60 143H61V142H60ZM70 143H71V142H70ZM124 143H125V141H124ZM124 143H123V144H124ZM130 143H131V142H130ZM145 143H146V142H145ZM176 143H177V142H176ZM211 143H213V142H211ZM229 143H231V142H229ZM233 143H234V142H233ZM244 143H245V142H244ZM262 143H263V142H262ZM262 143H261V144H262ZM21 144H22V143H21ZM32 144H33V143H32ZM36 144H37V143H36ZM39 144H40V143H39ZM46 144H47V143H46ZM48 144H50V143H48ZM81 144H82V142H81ZM85 144H86V143H85ZM99 144H100V143H99ZM99 144H98V145H99ZM101 144H102V143H101ZM104 144H105V143H104ZM121 144H122V143H121ZM132 144H133V143H132ZM153 144H154V143H153ZM237 144H238V143H237ZM247 144H248V143H247ZM253 144H254V143H253ZM255 144H256V143H255ZM261 144H260V145H261ZM263 144H264V143H263ZM15 145H17V144H15ZM23 145H24V144H23ZM26 145H27V144H26ZM34 145H35V144H34ZM37 145H38V144H37ZM51 145H53V144H51ZM60 145H61V144H60ZM148 145H150V144H148ZM163 145H164V144H163ZM208 145H209V144H208ZM220 145H221V144H220ZM241 145H242V144H241ZM245 145H246V144H245ZM8 146H9V145H8ZM18 146H19V145H18ZM29 146H30V145H29ZM44 146H45V145H44ZM55 146H58V144L55 145ZM80 146H81V145H80ZM82 146H83V145H82ZM91 146H92V145H91ZM96 146H97V144H96ZM96 146H95V147H96ZM108 146H109V145H108ZM125 146H126V145H125ZM140 146H141V144H140ZM143 146H144V145H143ZM151 146H152V145H151ZM183 146H184V145H183ZM187 146H188V145H187ZM223 146H224V145H223ZM237 146H238V145H237ZM9 147H10V146H9ZM19 147H20V146H19ZM25 147H26V146H25ZM48 147H49V146H47V149H49ZM60 147H61V146H60ZM84 147H85V146H84ZM175 147H176V146H175ZM216 147H217V146H216ZM239 147H240V146H239ZM239 147H238V148H239ZM259 147H260V146H259ZM64 148H65V147H64ZM116 148H117V147H116ZM126 148H127V147H126ZM133 148H134V147H133ZM147 148H148V147H147ZM161 148H162V147H161ZM184 148H185V147H184ZM238 148H237V149H238ZM249 148H250V146H249ZM256 148H257V147H256ZM262 148H263V147H262ZM2 149H3V148H2ZM32 149H33V148H32ZM67 149H68V148H67ZM70 149H71V148H70ZM140 149H141V148H140ZM171 149H172V148H171ZM171 149H170V150H171ZM181 149H182V148H181ZM222 149H223V148H222ZM222 149H221V150H222ZM225 149H227V148H225ZM240 149H241V148H240ZM253 149H255V148L253 147ZM8 150H9V149H8ZM43 150H44V149H43ZM50 150H51V148H50ZM84 150H85V148H84ZM90 150H91V149H90ZM117 150H118V149H117ZM146 150H147V149H146ZM162 150H163V149H162ZM162 150H161V151H162ZM187 150H189V149H187ZM192 150H193V149H192ZM215 150H216V149H215ZM243 150H244V149H243ZM250 150H251V149H250ZM6 151H7V150H6ZM41 151H42V150H41ZM92 151H93V150H92ZM96 151H97V150H96ZM137 151H138V150H137ZM173 151H174V150H173ZM190 151H191V150H190ZM232 151H233V150H232ZM257 151H258V150H257ZM260 151H262V150H260ZM12 152H13V151H12ZM25 152H26V151H25ZM36 152H37V151H36ZM38 152H39V151H38ZM101 152H102V151H101ZM123 152H124V151H123ZM149 152H150V151H149ZM203 152H205V151H203ZM241 152H242V151H241ZM252 152H253V150H252ZM3 153H4V152H3ZM22 153H23V152H22ZM40 153H41V152H40ZM40 153H39V154H40ZM42 153H44V152H42ZM120 153H121V152H120ZM140 153L142 154V151H141ZM158 153H159V152H158ZM174 153H175V151H174ZM189 153H190V152H189ZM231 153H232V152H231ZM259 153H260V152H259ZM53 154H54V153H53ZM56 154H57V153H56ZM60 154H61V153H60ZM93 154H94V153H93ZM121 154H122V153H121ZM134 154H135V153H134ZM143 154H144V153H143ZM149 154H150V153H149ZM159 154H160V153H159ZM166 154H167V153H166ZM187 154H188V153H187ZM221 154H222V153H221ZM225 154H226V153H225ZM238 154H239V153H238ZM242 154H243V153H242ZM251 154H252V153H251ZM48 155H49V154H48ZM66 155H67V154H66ZM74 155H75V154H74ZM107 155H108V154H107ZM127 155H129V152L126 154V156H127ZM167 155H168V154H167ZM182 155H183V154H182ZM193 155H194V154H193ZM217 155H218V154H217ZM232 155H233V154H232ZM232 155H231V156H232ZM39 156H40V155H39ZM75 156H76V155H75ZM80 156H81V155H80ZM138 156H139V155H138ZM150 156H151V155H150ZM170 156H171V155H170ZM226 156H227V155H226ZM233 156H234V155H233ZM235 156H236V155H235ZM237 156H238V155H237ZM237 156H236V157H237ZM255 156H256V155H255ZM257 156H258V155H257ZM262 156H263V153H262ZM262 156H261V157H262ZM133 157H134V156H133ZM133 157H132V159H133ZM153 157H154V156H153ZM157 157H158V156H157ZM178 157H179V156H178ZM180 157H181V156H180ZM183 157H184V156H183ZM187 157H188V155H187ZM236 157H235V158H236ZM239 157H240V156H239ZM263 157H264V156H263ZM263 157H262V158H263ZM48 158H49V156H48ZM82 158H83V157H82ZM118 158H119V157H118ZM141 158H142V157H141ZM148 158H149V157H148ZM173 158H175V157L173 156ZM189 158H190V157H189ZM189 158H188V159H189ZM202 158H203V157H202ZM228 158H229V157H228ZM231 158H232V157H231ZM253 158H254V157H253ZM41 159H42V158H41ZM41 159H40V162L42 161ZM59 159H60V158H59ZM134 159H135V158H134ZM146 159H147V158H146ZM154 159H155V158H154ZM176 159H178V158H176ZM179 159H180V158H179ZM185 159H186V156H185ZM191 159H192V158H191ZM229 159H230V158H229ZM242 159H243V158H242ZM242 159H241V160H242ZM254 159H255V158H254ZM254 159H253V160H254ZM256 159H257V158H256ZM259 159H260V156H259ZM34 160H35V159H34ZM48 160H49V159H48ZM138 160H139V159H138ZM143 160L145 161V159H143ZM156 160H157V159H156ZM158 160H159V159H158ZM163 160H164V159H163ZM173 160H174V159H173ZM186 160H187V159H186ZM197 160H198V159H197ZM209 160H210V159H209ZM2 161H3V160H2ZM4 161H5V160H4ZM4 161H3V162H4ZM94 161H95V160H94ZM160 161H161V160H160ZM217 161H218V160H217ZM222 161H223V160H222ZM224 161H225V160H224ZM244 161H245V160H244ZM244 161H243V162H244ZM251 161H252V159H251ZM261 161H262V160H261ZM0 162H1V161H0ZM3 162H2V163H3ZM33 162H34V161H33ZM35 162H36V160H35ZM77 162H78V161H77ZM120 162H121V161H120ZM137 162H138V161H137ZM137 162H136V163H137ZM152 162H153V160H152ZM155 162H157V161H155ZM175 162H176V161H175ZM185 162H186V161H185ZM193 162H194V161H193ZM225 162H226V161H225ZM239 162H241V161H239ZM88 163H89V162H88ZM91 163H92V162H91ZM139 163H140V161H139ZM142 163H143V162H142ZM146 163H147V162H146ZM158 163H159V162H158ZM180 163H181V161H180ZM197 163H198V162H197ZM210 163H211V162H210ZM231 163H232V162H231ZM133 164H134V163H133ZM144 164H145V163H144ZM155 164H156V163H155ZM186 164H187V163H186ZM189 164H190V163H189ZM204 164H205V163H204ZM247 164H248V162H247ZM251 164H253V163H251ZM262 164H263V163H262ZM44 165H45V164H44ZM59 165H60V164H59ZM119 165H120V164H119ZM168 165H169V164H168ZM170 165H171V164H170ZM181 165H182V164H181ZM220 165L222 166V164H220ZM224 165H225V164H224ZM227 165H228V164H227ZM241 165H243V164H241ZM248 165H249V164H248ZM248 165H247V166H248ZM257 165H258V164H257ZM2 166H3V165H2ZM40 166H41V165H40ZM83 166H84V165H83ZM92 166H93V165H92ZM125 166H126V165H125ZM148 166H149V165H148ZM185 166H186V165H185ZM233 166H234V165H233ZM247 166H246V167H247ZM255 166H256V165H255ZM262 166H263V165H262ZM0 167H1V166H0ZM102 167H103V166H102ZM106 167H107V166H106ZM128 167H129V166H128ZM150 167H151V166H150ZM173 167H174V166H173ZM195 167H196V166H195ZM195 167H194V168H195ZM197 167H198V166H197ZM213 167H214V166H213ZM216 167H217V166H216ZM259 167H260V166H259ZM5 168H6V167H5ZM130 168H131V167H130ZM130 168H129V169H130ZM139 168H140V166H139ZM153 168H155V167H153ZM153 168H152V169H153ZM162 168H164V167H162ZM204 168H205V167H203L202 170H204ZM250 168H251V167H250ZM255 168H256V167H255ZM0 169H1V168H0ZM7 169H8V168H7ZM42 169H43V168H42ZM175 169H176V168H175ZM187 169H188V168H187ZM217 169H218V168H217ZM251 169H252V168H251ZM1 170H2V169H1ZM8 170H9V169H8ZM17 170H18V169H17ZM46 170H47V169H46ZM48 170H49V169H48ZM48 170H47V171H48ZM86 170H87V169H86ZM132 170H133V169H132ZM147 170H148V169H147ZM147 170H146V171H147ZM168 170H169V169H168ZM171 170H172V169H171ZM197 170H198V168H197ZM197 170H196V171H197ZM221 170H222V168H221ZM224 170H225V169H224ZM234 170H235V169H234ZM244 170H245V169H244ZM255 170H256V169H255ZM9 171H10V170H9ZM68 171H69V170H68ZM103 171H104V170H103ZM151 171H152V170H151ZM193 171H194V170H193ZM225 171H226V170H225ZM227 171H228V170H227ZM231 171H232V170H231ZM250 171H253V170H250ZM256 171H257V170H256ZM259 171H260V170H259ZM49 172H50V171H49ZM74 172H75V171H74ZM80 172H81V170H80ZM109 172H110V171H109ZM112 172H113V171H112ZM124 172H125V171H124ZM153 172H154V171H153ZM197 172H198V171H197ZM204 172H205V171H204ZM217 172H218V171H217ZM248 172H249V171H248ZM13 173H14V172H13ZM29 173H30V172H29ZM85 173H86V172H85ZM120 173H121V172H120ZM157 173H159V172H157ZM225 173H226V172H225ZM2 174H3V173H2ZM5 174H6V173H5ZM15 174H16V173H15ZM62 174H63V173H62ZM110 174H111V173H110ZM117 174H118V173H117ZM117 174H116V175H117ZM178 174H179V173H178ZM196 174H197V173H196ZM205 174H206V173H205ZM210 174H211V173H210ZM221 174H222V173H221ZM221 174H220V175H221ZM250 174H251V173H250ZM255 174H256V173H255ZM258 174L260 175L261 172H260V173L258 172ZM263 174H264V173H263ZM18 175H19V174H18ZM20 175H21V173H20ZM31 175H32V173H31ZM31 175H30V176H31ZM116 175H115V176H116ZM131 175H132V174H131ZM145 175H146V174H145ZM181 175H182V174H181ZM200 175H201V173H200ZM253 175H254V174H253ZM30 176H29V177H30ZM39 176H40V175H39ZM103 176H104V175H103ZM141 176H142V175H141ZM160 176H161V175H159V177H160ZM173 176H174V175H173ZM178 176H179V175H178ZM183 176H184V175H183ZM188 176H189V175H188ZM190 176H191V175H190ZM190 176H189V177H190ZM205 176H206V175H205ZM233 176H234V175H233ZM10 177H11V176H10ZM12 177H13V176H12ZM77 177H78V176H77ZM110 177H111V176H110ZM119 177H120V176H119ZM128 177H129V176H128ZM161 177H162V176H161ZM161 177H160V179H161ZM165 177H166V176H165ZM167 177H168V176H167ZM184 177H185V176H184ZM194 177H196V175H195ZM202 177H203V176H202ZM206 177H207V176H206ZM229 177H230V176H229ZM250 177H252V176H250ZM256 177H257V176H256ZM5 178H6V175H5ZM8 178H9V177H8ZM30 178H31V177H30ZM75 178H76V177H75ZM114 178H115V177H114ZM124 178H125V177H124ZM152 178H153V177H152ZM169 178H170V177H169ZM192 178H193V177H192ZM208 178H209V177H208ZM217 178H218V177H217ZM236 178H238V177H236ZM253 178H254V176H253ZM20 179H21V178H20ZM51 179H53V178H51ZM163 179H164V178H163ZM189 179H190V178H189ZM234 179H235V178H234ZM255 179H257V178H255ZM255 179H254V180H255ZM10 180H11V179H10ZM22 180H24V178H23ZM22 180H21V181H22ZM29 180H30V179H29ZM32 180H33V179H32ZM140 180H141V179H140ZM164 180H165V179H164ZM176 180H177V179H176ZM179 180H181V179H179ZM182 180H183V179H182ZM203 180H204V179H203ZM203 180H201V181L203 182ZM227 180H228V179H227ZM229 180H230V179H229ZM238 180H239V179H238ZM250 180H251V179H250ZM254 180L252 181V183L254 182ZM258 180L260 181V178H259ZM261 180H263L262 177H261ZM8 181H9V180H8ZM25 181H27V180H25ZM102 181H103V180H102ZM102 181H101V182H102ZM128 181H129V180H128ZM131 181H132V180H131ZM142 181H144V180H142ZM153 181H154V180H153ZM168 181H169V180H168ZM173 181H174V179H173ZM184 181H185V180H184ZM192 181H193V180H192ZM215 181H216V180H215ZM217 181H218V180H217ZM219 181H220V180H219ZM234 181H235V180H234ZM1 182H2V181H1ZM33 182H34V181H33ZM36 182H37V181H36ZM45 182H46V181H45ZM73 182H74V181H73ZM87 182H88V181H87ZM115 182H116V180H115ZM144 182H145V181H144ZM154 182H155V181H154ZM159 182H160V181H159ZM165 182H166V181H165ZM188 182H189V181H188ZM190 182H191V181H190ZM205 182H206V181H205ZM236 182H237V180H236ZM260 182H261V181H260ZM13 183H14V182H13ZM30 183H31V181H30ZM34 183H35V182H34ZM140 183H141V182H140ZM148 183H150V182H148ZM220 183L223 185L222 182H220ZM229 183H230V182H229ZM241 183H242V182H241ZM257 183H259V182H257ZM257 183H256V184H257ZM0 184H1V183H0ZM27 184H29L28 181H27ZM38 184H39V183H38ZM164 184H165V183H164ZM167 184H168V183H166V185H167ZM181 184H182V183H181ZM194 184H195V183H194ZM208 184H209V183H208ZM221 184H220V185H221ZM20 185H21V184H20ZM24 185H25V184H24ZM30 185H31V184H30ZM40 185H41V184H40ZM47 185H48V184H47ZM58 185H59V184H58ZM94 185H96V184H94ZM129 185H130V184H129ZM140 185H141V184H140ZM154 185H155V184H154ZM187 185H189V184H187ZM205 185H206V184H205ZM205 185H204V186H205ZM213 185H214V184H213ZM227 185H228V184H227ZM246 185H247V183H246ZM253 185H254V184H253ZM28 186H29V185H27V186H25V187H28ZM80 186H81V185H80ZM101 186H102V184H101ZM167 186H168V185H167ZM193 186H194V185H193ZM228 186H229V185H228ZM14 187H15V186H14ZM81 187H82V186H81ZM118 187H119V186H118ZM142 187H143V186H142ZM142 187H141V188H142ZM155 187H156V186H155ZM179 187H180V186H179ZM188 187H190V186H188ZM208 187H209V186H208ZM217 187H218V186H217ZM217 187H216V188H217ZM221 187H222V186H221ZM225 187H226V186H225ZM250 187H251V186H250ZM253 187H255V186H253ZM4 188H5V187H4ZM29 188H30V187H29ZM109 188H110V187H109ZM147 188H148V187H147ZM164 188H165V187H164ZM191 188H192V187H191ZM195 188H196V187H195ZM202 188H203V187H202ZM205 188H206V187H205ZM216 188H214V189H216ZM259 188H260V187H258V189H259ZM21 189H22V188H21ZM25 189H27V188H25ZM31 189H32V188H31ZM46 189H47V188H46ZM122 189H123V188H122ZM179 189H180V188H179ZM189 189H190V188H189ZM193 189H194V188H193ZM214 189H213V190H214ZM226 189H227V188H226ZM233 189H234V188H233ZM236 189H237V188H236ZM236 189H235V190H236ZM246 189H247V188H246ZM4 190H5V189H4ZM28 190H30V189H28ZM61 190H62V189H61ZM75 190H76V189H75ZM78 190H81V189H78ZM129 190H130V189H129ZM181 190H182V189H181ZM183 190H184V189H183ZM199 190H200V188H199ZM222 190H224V189L222 188ZM248 190H249V187H248ZM250 190H251V189H250ZM253 190H254V189H253ZM253 190H252V191H253ZM24 191H26V190H24ZM30 191H33V190H30ZM110 191H111V190H110ZM115 191H116V190H115ZM126 191H127V190H126ZM133 191H134V190H133ZM157 191H158V190H157ZM219 191H220V190H219ZM219 191H218V193H219ZM230 191H231V190H230ZM230 191H229V192H230ZM261 191H262V189H261ZM4 192H7V191H4ZM14 192H15V190H14ZM22 192H23V191H22ZM28 192H29V191H28ZM33 192H34V191H33ZM50 192H51V191H50ZM69 192H70V191H69ZM90 192H91V191H90ZM95 192H96V191H95ZM98 192H99V191H98ZM135 192H136V191H135ZM137 192H138V191H137ZM186 192H187V191H186ZM191 192L193 193L192 190H191ZM195 192H196V191H195ZM211 192H212V191H211ZM224 192H225V191H224ZM224 192L222 191V193H223L222 195H224ZM226 192H227V191H226ZM263 192H264V191H263ZM8 193H9V192H8ZM8 193H7V194H8ZM19 193H20V191H19ZM53 193H54V192H53ZM102 193H103V192H102ZM123 193H124V192H123ZM138 193H139V192H138ZM140 193H141V192H140ZM146 193H147V192H146ZM156 193H157V192H156ZM160 193H161V192H160ZM163 193H164V192H163ZM177 193H179V192H177ZM182 193H183V192H182ZM192 193H190V194H192ZM199 193H200V192H199ZM203 193H204V192H203ZM214 193H215V192H214ZM218 193H217V194H218ZM230 193H231V192H230ZM28 194H29V193H28ZM77 194H78V193H77ZM82 194H83V193H82ZM115 194H116V193H115ZM132 194H133V193H132ZM142 194H143V193H142ZM166 194L168 195V193H166ZM197 194H198V192H197ZM235 194H238V192L235 193ZM262 194H263V193H262ZM26 195H27V194H26ZM33 195H34V193H33ZM51 195H53V194H51ZM54 195H55V193H54ZM86 195H87V194H86ZM118 195H119V194H118ZM215 195H216V194H215ZM220 195H221V193H220ZM220 195H219V196H220ZM225 195H226V194H225ZM233 195H234V194H233ZM233 195H232V197H234ZM248 195H249V194H248ZM251 195H253V194H251ZM0 196H1V194H0ZM17 196H18V195H17ZM23 196H24V195H23ZM30 196H31V193H30ZM36 196H37V195H36ZM49 196H50V195H49ZM55 196H56V195H55ZM57 196H58V195H57ZM105 196H106V195H105ZM109 196H110V195H109ZM113 196H114V195H113ZM160 196H161V195H160ZM177 196H178V195H177ZM180 196H181V195H180ZM183 196H184V195H183ZM188 196H189V195H188ZM194 196H195V195H194ZM199 196H202V195L199 194ZM213 196H214V195H213ZM217 196H218V195H217ZM235 196H237V195H235ZM238 196H239V195H238ZM257 196H258V195H257ZM27 197H28V195H27ZM27 197H26V198H27ZM32 197H33V196H32ZM79 197H80V196H79ZM123 197H124V196H123ZM167 197H168V196H167ZM246 197H247V196H246ZM260 197H261V196H260ZM263 197H264V196H262V198H263ZM16 198H17V197H16ZM30 198H31V197H30ZM51 198H53V197H51ZM64 198H65V197H64ZM139 198H140V197H139ZM175 198H176V197H175ZM216 198H217V197H216ZM225 198H226V197H225ZM241 198H242V197H241ZM243 198H244V197H243ZM252 198H253V197H252ZM0 199H1V198H0ZM9 199H10V198H9ZM14 199H15V198H14ZM44 199H45V197H44ZM57 199H58V198H57ZM59 199H60V198H59ZM89 199H90V198H89ZM126 199H127V198H126ZM137 199H138V198H137ZM160 199H161V198H160ZM191 199H192V197H191ZM206 199H208V197H206ZM211 199H212V198H211ZM220 199H221V198H220ZM236 199H237V198H236ZM238 199H239V197H238ZM255 199H257V198H255ZM260 199H261V198H260ZM260 199H258V203H259V200H260ZM34 200H35V198H34ZM36 200H37V199H36ZM80 200H81V199H80ZM84 200H85V199H84ZM113 200H115V199H113ZM128 200H129V199H128ZM138 200H139V199H138ZM140 200H141V199H140ZM143 200H144V199H143ZM145 200H146V199H145ZM145 200H144V201H145ZM148 200H149V199H148ZM152 200H153V198H152ZM155 200H156V199H155ZM204 200H205V199H204ZM221 200H222V199H221ZM239 200H241V199H239ZM239 200H238V201H239ZM248 200H249V199H248ZM251 200H252V199H251ZM263 200H264V199H263ZM31 201H32V200H31ZM41 201H42V200H41ZM51 201H53V200H51ZM95 201H96V200H95ZM177 201H178V200H177ZM177 201H176V202H177ZM196 201H197V198H196ZM208 201H209V200H208ZM208 201H207V203H206V202H204V203L208 204ZM215 201H216V200H215ZM246 201H247V200H246ZM252 201H254V199H253ZM14 202H15V201H14ZM64 202H65V201H64ZM90 202H91V201H90ZM116 202H117V201H116ZM125 202H126V201H125ZM127 202H128V201H127ZM131 202H132V201H131ZM192 202H193V201H192ZM212 202H213V201H212ZM222 202H223V201H222ZM233 202H235V201H233ZM243 202H244V201H243ZM262 202H263V201H262ZM18 203H19V202H18ZM33 203H34V202H33ZM36 203H37V202H36ZM38 203H39V202H38ZM86 203L88 204V202H86ZM108 203H109V202H108ZM147 203H148V202H147ZM236 203H237V202H236ZM240 203H241V202H240ZM260 203H261V202H260ZM11 204H12V203H11ZM19 204H21V203H19ZM40 204H41V203H40ZM40 204H39V205H40ZM42 204H43V203H42ZM58 204H59V203H58ZM65 204H66V203H65ZM96 204H97V203H96ZM241 204H242L241 206H243V203H241ZM245 204H246V203H244V205H245ZM261 204H262V203H261ZM13 205H14V204H13ZM43 205H44V204H43ZM47 205H48V204H47ZM49 205H50V204H49ZM81 205H82V204H81ZM122 205H123V204H122ZM126 205H127V204H126ZM133 205H134V204H133ZM145 205H146V204H145ZM170 205H171V204H170ZM178 205H179V204H178ZM225 205H226V204H225ZM227 205H229V204H227ZM227 205H226V206H227ZM239 205H240V204H239ZM254 205H255V204H254ZM20 206H21V205H20ZM34 206H35V205H34ZM34 206L32 207V210H33ZM76 206H79V204L76 205ZM85 206H86V205H85ZM85 206H84V207H85ZM104 206H105V205H104ZM152 206H153V205H152ZM175 206H176V205H175ZM210 206H211V205H210ZM215 206H217V205H215ZM215 206H214V207H215ZM235 206H236V205H235ZM251 206H252V204H251ZM251 206H250V207H251ZM10 207H11V205H10ZM22 207H23V206H22ZM26 207H27V206H26ZM26 207H25V209H26ZM66 207H67V206H66ZM72 207H73V206H72ZM108 207H109V206H108ZM118 207H119V206H118ZM125 207H126V206H125ZM128 207H129V206H128ZM160 207H161V205H160ZM204 207H205V206H203V208H204ZM217 207H218V206H217ZM257 207H258V206H257ZM262 207H263V206H262ZM36 208H37V207H36ZM36 208H35V209H36ZM41 208H42V207H40V209H41ZM46 208H47V207H46ZM133 208H134V207H133ZM142 208H143V207H142ZM161 208H162V207H161ZM206 208H207V206H206ZM233 208H234V207H233ZM260 208H261V207H260ZM22 209H23V208H22ZM44 209H45V208H44ZM48 209H49V208H48ZM63 209H64V208H62V210H63ZM78 209H79V208H78ZM111 209H112V208H111ZM122 209H123V208H122ZM207 209H208V208H207ZM214 209H216V208H214ZM214 209H212V210H214ZM220 209H221V208H220ZM235 209H236V208H234V210H235ZM237 209H238V208H237ZM242 209H243V207H242ZM247 209H248V208H247ZM17 210H18V209H17ZM85 210H86V209H85ZM88 210H89V209H88ZM99 210H100V209H99ZM105 210H106V208H105ZM105 210H104V211H105ZM125 210H126V208H125ZM209 210H210V209H209ZM230 210H231V209H230ZM243 210H244V209H243ZM253 210H254V209H253ZM12 211H13V210H12ZM26 211H27V210H26ZM74 211H75V210H74ZM77 211H78V210H77ZM100 211H101V210H100ZM154 211H155V210H154ZM158 211H159V210H158ZM161 211H162V210H161ZM175 211H176V210H175ZM175 211L173 210V212H175ZM177 211H178V210H177ZM182 211H183V210H182ZM195 211H196V210H195ZM197 211H198V210H197ZM217 211H218V210H217ZM238 211H239V210H238ZM254 211H255V210H254ZM258 211H259V210H258ZM19 212H20V211H19ZM37 212H38V211H37ZM84 212H85V211H84ZM106 212H107V211H106ZM111 212H112V211H111ZM124 212H125V211H124ZM138 212H139V211H138ZM246 212H247V210H246ZM261 212H262V211H261ZM9 213H10V211H9ZM11 213H12V212H11ZM24 213H25V212H24ZM28 213H29V212H28ZM49 213H50V209H49ZM87 213H88V212H87ZM125 213H126V212H125ZM129 213H130V211H129ZM152 213H153V212H152ZM165 213H167V212H165ZM195 213H196V212H195ZM217 213H218V212H217ZM217 213H216V214H217ZM229 213H230V212H229ZM239 213H240V212H239ZM249 213H250V210H249ZM252 213H254V212H252ZM256 213H257V212H256ZM0 214H1V213H0ZM54 214H55V213H54ZM58 214H59V213H58ZM76 214H77V213H76ZM96 214H98V213H96ZM111 214H112V213H111ZM115 214H116V213H115ZM115 214H114V215H115ZM163 214H164V212H163ZM177 214H178V213H177ZM177 214H176V215H177ZM186 214H187V213H186ZM200 214H201V213H200ZM207 214H208V213H207ZM241 214H242V213H241ZM245 214H246V213H245ZM258 214H259V213H258ZM2 215H3V214H2ZM8 215H9V214H8ZM16 215H17V214H16ZM16 215H15V216H16ZM19 215H20V214H19ZM44 215H45V214H44ZM59 215H60V214H59ZM112 215H113V214H112ZM128 215H129V214H128ZM142 215H143V214H142ZM150 215H151V214H150ZM164 215H165V214H164ZM193 215H194V214H193ZM214 215H215V214H214ZM221 215H222V214H221ZM233 215H234V214H233ZM9 216H10V215H9ZM17 216H18V215H17ZM24 216H25V215H24ZM35 216H36V215H35ZM54 216H55V215H54ZM56 216H57V215H56ZM73 216H74V215H73ZM77 216H78V215H77ZM93 216H94V215H93ZM95 216H96V215H95ZM102 216H103V215H102ZM102 216H101V217H102ZM126 216H127V215H126ZM129 216H130V215H129ZM132 216H133V215H132ZM154 216H156V215H154ZM161 216H162V215H161ZM197 216H198V215H197ZM230 216H231V215H230ZM235 216H236V215H235ZM237 216H238V215H237ZM243 216H244V215H243ZM250 216H251V215H250ZM255 216H256V215H255ZM12 217H13V216H12ZM21 217H23V215H22ZM27 217H28V216H27ZM67 217H68V216H67ZM96 217H97V216H96ZM104 217H105V216H104ZM152 217H153V216H152ZM152 217H151V218H152ZM174 217H175V216H174ZM178 217H179V216H178ZM180 217H181V216H180ZM187 217H188V216H187ZM219 217H220V216H219ZM221 217H222V216H221ZM227 217H228V216H227ZM251 217H252V216H251ZM7 218H8V217H7ZM13 218H14V217H13ZM76 218H78V217H76ZM106 218H107V217H106ZM112 218H113V217H112ZM124 218H125V217H124ZM144 218H146V217H144ZM154 218H155V217H154ZM188 218H189V217H188ZM195 218H196V217H195ZM199 218H200V217H199ZM229 218H230V217H229ZM239 218L242 219V215H241V217L239 216ZM244 218H245V217H244ZM247 218H248V217H247ZM258 218H259V217H258ZM262 218H263V217H262ZM9 219H10V218H9ZM30 219H31V218H30ZM30 219H29V220H30ZM81 219H82V218H81ZM90 219H91V218H90ZM110 219H111V218H110ZM115 219H116V218H115ZM164 219H165V216H164ZM177 219H178V218H177ZM197 219H198V218H197ZM216 219H217V218H216ZM260 219H261V218H260ZM3 220H4V218H3ZM10 220H11V219H10ZM20 220H21V219H20ZM26 220H27V218H26ZM71 220H72V219H71ZM102 220H103V219H102ZM144 220H145V219H144ZM155 220H157V219H155ZM236 220H238V223L241 222V220H240V222H239V219H236ZM243 220H244V219H243ZM252 220H253V219H252ZM31 221H32V220H31ZM33 221H34V220H33ZM66 221H67V220H66ZM76 221H77V220H76ZM84 221H85V220H84ZM117 221H118V220H117ZM141 221H142V220H141ZM149 221H150V220H149ZM201 221H202V220H201ZM231 221H232V220H231ZM254 221H255V220H254ZM1 222H2V221H1ZM8 222H9V221H8ZM12 222H13V221H12ZM25 222H26V221H25ZM74 222H75V221H74ZM85 222H86V221H85ZM98 222H99V221H98ZM105 222H106V221H105ZM126 222H127V220H126ZM164 222H165V221H164ZM213 222H214V221H213ZM225 222H226V220H225ZM234 222L237 223V221H235V219H234ZM245 222H246V221H245ZM261 222H262V221H261ZM2 223H3V222H2ZM2 223H1V224H2ZM48 223H49V222H48ZM50 223H51V222H50ZM65 223H66V222H65ZM76 223H78V222H76ZM80 223H81V222H80ZM110 223H111V222H110ZM112 223H113V222H112ZM124 223H125V222H124ZM128 223H129V222H128ZM232 223H233V222H232ZM247 223H248V221H247ZM247 223H246V224H247ZM17 224H18V223H17ZM85 224H86V223H85ZM108 224H109V223H108ZM116 224H117V223H116ZM126 224H127V223H126ZM162 224H163V223H162ZM167 224H168V223H167ZM178 224H179V223H178ZM178 224H177V225H178ZM241 224H242V223H241ZM254 224H255V222H254ZM256 224H257V223H256ZM256 224H255V225H256ZM6 225H7V224H6ZM13 225H14V224H13ZM33 225H34V224H33ZM38 225H39V224H38ZM40 225H41V224H40ZM150 225H151V223H150ZM210 225H211V224H210ZM223 225H224V224H223ZM232 225H233V224H232ZM255 225H253V226H255ZM260 225H261V224H260ZM0 226H1V225H0ZM29 226H30V225H29ZM69 226H70V225H69ZM82 226H83V225H82ZM114 226H115V225H114ZM137 226H138V224H137ZM137 226H136V227H137ZM146 226H147V225H146ZM148 226H149V225H148ZM160 226H161V225H160ZM190 226H191V225H190ZM239 226H240V225H239ZM241 226H242V225H241ZM241 226H240V227H241ZM247 226H248V224H247ZM251 226H252V225H251ZM251 226H250V227H251ZM253 226H252V227H253ZM258 226H259V225H258ZM43 227H44V226H43ZM43 227H42V228H43ZM45 227H46V226H45ZM56 227H57V226H56ZM84 227H85V226H84ZM103 227H104V226H103ZM103 227H102V228H103ZM107 227H108V225H107ZM139 227H140V226H139ZM139 227H138V228H139ZM141 227H142V226H141ZM174 227H175V226H174ZM183 227H184V226H183ZM217 227H218V226H217ZM228 227H229V226H228ZM231 227H232V226H231ZM252 227H251V228H252ZM259 227H260V226H259ZM5 228H6V227H5ZM11 228H12V227H11ZM49 228H50V227H49ZM61 228H62V227H61ZM65 228H66V227H65ZM88 228H89V227H88ZM112 228H113V226H112ZM112 228H111V230H112ZM234 228H235V227H234ZM236 228H237V227H236ZM238 228H239V227H238ZM241 228H242V227H241ZM248 228H249V227H248ZM6 229H7V228H6ZM6 229H5V230H6ZM23 229H24V228H23ZM25 229H26V228H25ZM31 229H32V228H31ZM159 229H160V228H159ZM182 229H183V228H182ZM189 229H190V228H189ZM218 229H219V228H218ZM229 229H230V228H229ZM249 229H250V228H249ZM255 229H257V228H255ZM261 229H262V228H261ZM45 230H46V229H45ZM71 230H72V229H71ZM87 230H88V229H87ZM87 230H86V231H87ZM100 230H101V229H100ZM106 230H107V229H106ZM122 230H123V229H122ZM149 230H150V229H149ZM165 230H166V229H165ZM168 230H169V229H168ZM185 230H186V229H185ZM200 230H201V229H200ZM210 230H211V229H210ZM225 230H226V228H225ZM225 230H224V231H225ZM239 230H241V229H239ZM259 230H260V228H259ZM8 231H10V230H8ZM32 231H33V230H32ZM53 231H54V230H53ZM55 231H57V230H55ZM82 231H83V230H82ZM197 231H198V230H197ZM228 231H229V230H228ZM246 231H247V230H246ZM253 231H255V230H253ZM263 231H264V230H263ZM263 231H262V232H263ZM1 232H2V231H1ZM1 232H0V233H1ZM22 232H23V231H21V233H22ZM26 232H27V230H26ZM59 232H60V231H59ZM70 232H71V231H70ZM107 232H108V231H107ZM109 232H110V231H109ZM140 232H141V231H140ZM161 232H162V231H161ZM181 232H182V231H181ZM194 232H195V231H194ZM218 232H219V231H218ZM248 232H249V231H248ZM257 232H258V231H257ZM262 232H261V233H262ZM36 233H37V232H36ZM72 233H73V232H72ZM87 233H88V232H87ZM131 233H132V232H131ZM137 233H138V232H137ZM154 233H155V232H154ZM185 233H186V232H185ZM2 234H3V233H2ZM41 234H42V233H41ZM60 234H61V232H60ZM62 234H63V233H62ZM73 234H74V233H73ZM126 234H128V233H126ZM164 234H165V233H164ZM174 234H175V233H174ZM210 234H211V233H210ZM210 234H209V235H210ZM227 234H228V233H227ZM229 234H230V233H229ZM235 234H236V233H235ZM243 234H244V233H243ZM246 234H247V233H246ZM3 235H4V234H3ZM16 235H17V234H16ZM16 235H15V236H16ZM18 235H19V234H18ZM18 235H17V236H18ZM47 235H49V234H47ZM63 235H64V234H63ZM75 235H76V234H75ZM138 235H139V233H138ZM157 235H158V234H157ZM183 235H184V234H183ZM222 235H223V234H222ZM225 235H226V234H225ZM241 235H242V234H241ZM241 235H240L239 238H242V237H243V236L241 237ZM244 235H245V234H244ZM256 235H257V234H256ZM1 236H2V235H1ZM8 236H9V234H8ZM26 236H27V235H26ZM30 236H31V235H30ZM59 236H60V235H59ZM64 236H65V235H64ZM72 236H73V235H72ZM128 236H129V235H128ZM158 236H159V235H158ZM172 236H173V235H172ZM237 236H238V235H237ZM250 236H251V235H250ZM252 236H254V235H252ZM252 236H251V238H252ZM21 237H23V236H21ZM45 237H46V236H45ZM70 237H71V236H70ZM78 237H79V236H78ZM119 237H120V236H119ZM168 237H169V236H168ZM186 237H187V236H186ZM225 237H226V236H225ZM261 237H262V235H261ZM5 238H6V236H5ZM19 238H20V237H19ZM19 238H18V239H19ZM51 238H53V237H51ZM61 238H63V237H61ZM64 238H65V237H64ZM154 238H155V237H154ZM169 238H170V237H169ZM176 238H177V237H176ZM220 238H221V237H220ZM246 238H247V235H246ZM251 238H249V239H251ZM257 238H258V237H257ZM259 238H260V237H259ZM8 239L10 240V238H8ZM8 239H7V240H8ZM18 239H16V240H18ZM158 239H159V238H158ZM167 239H168V238H167ZM252 239H253V238H252ZM252 239H251V240H252ZM16 240H15V241H16ZM20 240H21V239H20ZM61 240H62V239H61ZM77 240H79V239H77ZM109 240H110V239H109ZM118 240H119V239H118ZM121 240H122V239H121ZM121 240H120V241H121ZM135 240H136V239H135ZM142 240H143V239H142ZM162 240H163V239H162ZM210 240H211V239H210ZM231 240H232V239H231ZM238 240H239V239H238ZM254 240H255V239H254ZM254 240H253V241H254ZM256 240H257V239H256ZM12 241H13V240H12ZM15 241H14V242H15ZM21 241H22V240H21ZM26 241H27V240H26ZM56 241H57V240H56ZM94 241H95V240H94ZM96 241H97V240H96ZM160 241H161V240H160ZM187 241H188V240H187ZM240 241H241V240H240ZM244 241H245V239H244ZM246 241H247V240H246ZM259 241H260V240H259ZM16 242H18V241H16ZM35 242H37V241H35ZM65 242H66V241H65ZM108 242H109V241H108ZM114 242H115V241H114ZM139 242H140V241H139ZM163 242H164V241H163ZM163 242H162V243H163ZM227 242H229V241H227ZM247 242H248V241H247ZM249 242H250V241H249ZM22 243H23V242H22ZM79 243H80V242H79ZM123 243H124V242H123ZM211 243H212V242H211ZM216 243H217V242H216ZM241 243H242V242H241ZM252 243H253V242H252ZM31 244H32V243H31ZM71 244H72V243H71ZM137 244H138V243H137ZM147 244H148V243H147ZM152 244H153V243H152ZM169 244H170V243H169ZM192 244H193V243H192ZM230 244H231V243H230ZM230 244H229V245H230ZM254 244H255V243H254ZM18 245H19V243H18ZM27 245H28V244H27ZM83 245H84V244H83ZM83 245H82V246H83ZM249 245H251V244H249ZM257 245H258V244H257ZM14 246H15V245H14ZM19 246L21 247V245H19ZM30 246H31V245H30ZM72 246H73V245H72ZM114 246H115V245H114ZM164 246H165V245H164ZM226 246H227V245H226ZM234 246H235V245H234ZM236 246H238V245H236ZM16 247H17V246H16ZM65 247H66V246H65ZM116 247H117V246H116ZM118 247H119V246H118ZM188 247H189V245H188ZM205 247H206V246H205ZM218 247H219V246H218ZM232 247H233V246H232ZM243 247H244V246H243ZM248 247H249V246H248ZM248 247L246 246V248H248ZM252 247H253V246H252ZM255 247H256V246H255ZM259 247H260V246H259ZM22 248H23V247H22ZM74 248H76V246H75ZM78 248H80V247H78ZM161 248H162V247H161ZM185 248L187 249V247H185ZM249 248H250V247H249ZM5 249H6V248H5ZM8 249H9V248H8ZM35 249H36V248H35ZM67 249H68V248H67ZM141 249H142V248H141ZM242 249H243V248H242ZM255 249H256V248H255ZM163 250H164V249H163ZM187 250H188V249H187ZM213 250H214V249H213ZM245 250H246V249H245ZM248 250H249V249H248ZM252 250H253V249H252ZM259 250H260V249H259ZM34 251H35V250H34ZM36 251H37V250H36ZM42 251H43V250H42ZM172 251H173V250H172ZM223 251H224V250H223ZM250 251H251V250H250ZM39 252H40V251H39ZM45 252H46V251H45ZM73 252H74V251H73ZM101 252H102V251H101ZM119 252H120V249H119ZM124 252H125V251H124ZM145 252H146V251H145ZM194 252H195V251H194ZM201 252H203V251H201ZM219 252H220V251H219ZM224 252L226 253V250H225ZM228 252H229V251H228ZM235 252H236V251H235ZM240 252H241V251H240ZM252 252H253V251H252ZM260 252H261V251H260ZM48 253H49V252H48ZM114 253H115V252H114ZM120 253H121V252H120ZM157 253H158V252H157ZM197 253H198V252H197ZM204 253H205V252H203V254H204ZM214 253H215V252H214ZM216 253H217V252H216ZM233 253H234V250H233ZM35 254H36V253H35ZM35 254H34V255H35ZM101 254H103V253H101ZM118 254H119V253H118ZM147 254H148V253H147ZM194 254H195V253H194ZM199 254H200V253H199ZM207 254H208V253H207ZM207 254H206V255H207ZM230 254H232V253H230ZM237 254H238V252H237ZM258 254H260V253H258ZM262 254H263V253H262ZM8 255H9V254H8ZM178 255H179V254H178ZM221 255H222V254H221ZM36 256H37V255H36ZM119 256H120V255H119ZM126 256H127V254H126ZM158 256H159V254H158ZM162 256H163V255H162ZM173 256H174V255H173ZM173 256H172V257H173ZM189 256H190V255H189ZM209 256H210V255H209ZM253 256H254V255H253ZM260 256H261V255H260ZM20 257H22V256H20ZM20 257H19V258H20ZM190 257H191V256H190ZM218 257H219V256H218ZM222 257H223V256H222ZM228 257H229V256H228ZM233 257L235 258V255H234ZM236 257L238 258L237 255H236ZM241 257H242V256H241ZM247 257H249V256H247ZM255 257H256V256H255ZM58 258H59V257H58ZM66 258H67V257H66ZM97 258H98V257H97ZM97 258H96V259H97ZM135 258H136V257H135ZM143 258H144V257H143ZM170 258H171V257H170ZM183 258H184V257H183ZM204 258H205V255H204ZM226 258H227V257H226ZM256 258H257V257H256ZM256 258H255V260H256ZM258 258H259V257H258ZM7 259H8V258H7ZM11 259H12V258H11ZM46 259H47V257H46ZM86 259H87V258H86ZM125 259H126V258H125ZM178 259H179V258H178ZM184 259H185V258H184ZM188 259H189V258H188ZM196 259H197V258H196ZM201 259H202V258H201ZM229 259H230V258H229ZM235 259H236V258H235ZM242 259H244V257H243ZM245 259H247V258H245ZM64 260H65V259H64ZM66 260H67V259H66ZM80 260H81V259H80ZM107 260H108V259H107ZM148 260H149V259H148ZM206 260H207V259H206ZM251 260H252V258H251ZM258 260H259V259H258ZM151 261H152V260H151ZM163 261H164V260H163ZM214 261H215V258H214ZM220 261H221V260H220ZM236 261H238V260H236ZM236 261H235V262H236ZM5 262H6V261H5ZM9 262H10V261H9ZM69 262H70V261H69ZM134 262H135V261H134ZM139 262H140V261H139ZM223 262H224V261H223ZM230 262H231V261H230ZM232 262H233V261H232ZM235 262H234V263H235ZM239 262H240V261H238L237 263L239 264ZM242 262H243V261H242ZM251 262H252V264H254L253 260H252ZM256 262H257V261H256ZM46 263H48V261H46ZM78 263H79V262H78ZM89 263H90V262H89ZM192 263H193V262H192ZM203 263H204V261H203ZM234 263H233V264H234ZM244 263H247V262L245 261ZM258 263H259V262H258ZM7 264H8V263H7ZM101 264H102V263H101ZM104 264H105V263H104ZM140 264H141V263H140ZM163 264H164V263H163ZM221 264H222V263H221ZM223 264H224V263H223ZM227 264H228V263H227ZM255 264H257V263H255Z\"/></svg>",
    "mask_w": 264,
    "mask_h": 264
}]
</instances>
